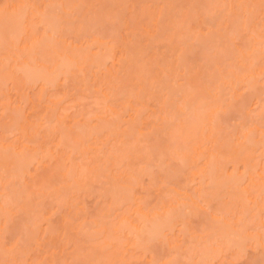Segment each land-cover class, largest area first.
I'll return each mask as SVG.
<instances>
[{"label": "rangeland", "instance_id": "374dc122", "mask_svg": "<svg viewBox=\"0 0 264 264\" xmlns=\"http://www.w3.org/2000/svg\"><path fill=\"white\" fill-rule=\"evenodd\" d=\"M6 1L9 2L10 0H0V5L1 4L4 5V3L5 4L8 3ZM14 1L15 0H12L11 2H14ZM29 1L31 4H33V3L35 4L34 0L32 1L33 3L31 2V0H29ZM48 1H50V0H48ZM55 1L58 4L60 0H52L53 3H55ZM62 1H64L62 3L63 6H64V3H66V5H68V3L69 4L71 3L70 7L69 6L67 7L66 5H65L66 7H62L61 5L58 4L59 6L62 7V9L61 8H58V9L65 10L67 13H69V14L66 13V15L67 16L69 15L68 17H71L70 21H69V18H66V22L62 21V20H65V19H63V17H65V15H64L65 13L63 14L64 11H60L58 9L56 10V12L59 15L60 14L64 15V16L60 15V17H61L60 19H62L61 23L62 22L67 23L66 25H64L62 23L64 27L60 23L61 26L63 27V30L60 29L58 31L61 36H63V33H60V31H63L65 38L59 36L58 34H56V36H55V34H54L55 31H53L54 30L53 27H50V26L44 27L45 24L43 25L41 22L40 25H42L44 27L42 29L48 30V28H50L49 30L51 32L48 31L47 35L51 34L50 37H48V38H50L49 41H51L50 42L51 44L44 41L43 43H45V45H43V43L40 41L41 42V43H39L40 46L37 45V48L38 47L39 48L38 49L36 48L35 51L37 53H39V50L41 52L46 51V52L42 53L43 55L46 54L45 57H47V55H48L47 52L49 53L50 51H55V53L57 54V51L59 52V49H61V48H59L58 50H54V49H56V47L52 48V46H53L52 42H54L52 40V38L54 39V36H55L57 41L54 44L56 45L58 43L57 46H59V47L64 45L62 48L67 46V45L65 46V44H67V42H68V44H70L71 42L73 43L75 40L73 45L74 46L78 45V46H76L78 48L77 49L72 48L73 50L72 49L71 50H72V52L77 50L75 52L78 53L79 46L84 47L86 45V44L83 45L84 43H87V44H88V42L91 43L93 38H91V39H89V38L92 35H94L93 36L95 38L94 40H98L97 41L98 43L100 42V44H101V40H102V43H104V42L108 43V45L106 44V46H110L109 48L111 49V51H113L112 49H116L117 52L114 50L115 51V53H114L115 59L114 60L116 61L118 58H120L121 61L119 59V61H117V62L121 63L120 64L121 67L117 64L116 65L119 67H117L115 64L112 65L113 62H115V61H113L112 64L109 61L107 63L104 62L106 65L104 64L103 65L104 67L102 69L98 64L103 63L102 62L103 59L100 60V59L95 58L96 56L98 58H102V56L99 57L98 55L92 54L93 53L92 51H94L96 47L93 49L92 48L89 49V47H87L88 48L87 50H92L91 55L95 58L94 60H91V61L98 62L97 66H99V68L94 66L96 64L95 62L94 63L90 62L89 64L87 63L88 61L85 62L86 64H88L89 67H87L86 64H83V65L80 64V62L82 60L81 56L84 55V53H85L84 52L82 54L81 51H87L86 48H85V50H80L81 56L78 53V55L80 56V59H78L79 58L78 55H75L78 58L75 57L76 59L74 60V54H76V53L70 52L73 54L72 57H73V60L75 62H77L76 60H78V61L80 60L79 63L77 62L78 64L74 63L75 67H78L79 65H81L82 68L83 69L85 68V69L82 70L81 66H79L80 67L79 72H81V71H84V72L81 74H78L79 72L76 73L77 76L74 75V77H75L74 78V77H72V75H73L72 71L74 69L71 71V68H74V67H71L70 68L71 74L69 75L67 73V75L64 76V77H66V79H64V77L62 75H61L62 77L60 76V74H62V73H60L58 75L54 74L52 76H55V75H57V77L59 76V80H56L57 78L54 77L56 80V81L54 80V83H56V84L50 85V87H49L46 84V82L48 80H46V82H44L43 80H39V82L35 81L37 84H34L35 82L32 80L29 81L32 83H29V82L24 83V80L27 81L29 79H28V77L27 78L23 77L24 75L23 74L21 75V73H19L20 75L18 74L19 69H17L15 66H13L14 62H13V65L11 63L12 66L9 69L13 73H14V71H16L14 73L15 74L14 77H18V78L17 79L11 78L12 73L10 74L11 76L9 77V75H8L9 70H8V67H6V65L9 64L13 60H11V61H9V63H7L6 60H8V59L1 58L0 61H2V59H3L7 63V64L5 63L6 65H4L7 69L5 68L6 70L3 71L4 66L1 62L2 65L0 64V68H1V66L3 68L0 69V149L2 150L1 147L3 145L5 147L12 145L11 147L16 146L14 148H17V146L18 147H19V145L21 146V143L28 148L30 147L29 149H32L33 147H34V149H36V147L40 148V146L43 147L46 144L45 147L50 146L49 147L50 153H52L53 155H54V153H56V155L53 156L50 154V156H53L52 160L50 158L48 159L45 157L46 160L45 161L43 160L44 162L42 165H39L42 163V161L40 163L39 162L40 158L38 159V157H37V159H38L37 161L39 162V164H38L39 167H38V166H36L37 161H35L36 160L35 156L40 155L41 158H43L42 155L44 153H46V150H48V148L46 149L44 147L45 151L43 154H39V153H42V151H43L42 147H41L42 149H40L41 152H37L38 149H37V151L33 150V149L31 151L28 150L30 152V154L27 151L26 153L24 152V154H22L21 157L23 156V158H26L29 155L28 157L30 159L31 155L33 156V154H35V153H37V154H35V156H33L31 158V160L28 161V162H31V164H32L33 158H35L34 161L36 163H33L32 165H27V166H30L29 169H27L26 165H24L25 162L27 161V159L25 162L23 161L25 159L21 160V162H22V164H21V162L19 161L20 159L17 160L18 157L20 158V155L16 156V154L13 152L11 154H15L14 156H16V160H15V157H14V159L12 157V159L17 162L18 167L16 168L15 166H13L14 168L11 167L12 168V170H11V168H10V166H11L10 162L11 161L9 159V162L7 161L8 164H6V162H5V164L7 166H9L7 168L8 169L10 168L9 171L7 168L6 169L4 168V166L0 160V164H2L0 166V171L2 170L1 169L2 167L4 170V171H2V172H4L3 174H2V172H0V197H1L0 198V206L4 205V207H6V202L8 204V201H9L8 199H6V202H5V199L2 200L3 196L5 197V195H7L8 197H6V198H10L12 200L11 195L7 194L9 191L7 185L10 184V182L12 183V185H14L15 189L12 188L14 190L13 191L11 190L9 193L13 194L14 191H16V192L20 191L18 193L19 198H18V195H15L16 192L13 194L14 200L10 201L11 203L13 202L12 203L13 206H11L10 204H8L9 207L7 206L8 209H6V210H9L8 212L10 215H8V213H6L4 211V209H2L4 207L0 208L1 213H2V211H1V209H2L4 211L3 213L5 215L7 214L6 217L2 216L3 213L0 214V216H1L0 217V264H85V263L86 264H201V263L204 264V262L201 261V259H200L201 257H204L202 255H205V260L210 259L213 256L212 260H214V261L211 262L212 264H247L248 261L249 262L251 261V263L257 262L256 258H258V256H256V255L258 252H256V255H255V252H254V254L251 253L252 251L250 252V249H252V248L250 247V245L248 243L247 244L245 243L244 245H246L245 246L246 248L248 245L249 250H245L244 249L245 247H244L243 248L244 251L241 248L243 251L242 252L241 250L240 251L236 250L237 248L235 249V247H234V248H232L233 252L230 251L231 250L230 248H227L230 250H228L226 252L225 247H227V245L224 244L225 242L224 241H222V242L218 241V244L216 246H218L220 244L223 246L225 245L224 253H223V250H221V249H223L221 247V245H220V247H218V249H220V252H219L217 250V247L214 246V244L217 243L216 241L218 240V238L220 236L218 234V236H216L218 238H215L214 236L216 233L213 234V232H216V230L218 232V229L221 228L222 225L220 226L221 221L216 223V221H217V219H216L215 223L218 224V227L216 226V230L213 231L215 228H212L211 224L213 227L216 224L212 222L213 220L211 219V216H216V218H218V220H219L220 215H218V213L221 212L222 216H223V217L221 216V218L223 220L222 223H223L225 220V219H223L224 216L226 218V216L228 215V218H230L231 221L230 222L228 220L227 221L232 225L231 227L232 228L234 227L236 230H239V229H237V227L239 228V224H237L238 219H239L241 221V223H243V224H240V226L242 225L240 228L241 229L243 228L241 230V232L244 230V227H245V229H246L245 232L247 231V233L253 234L254 229H252V227H249L245 224L247 222L252 224V221H250V220H253L251 215L256 217V215H254L255 212L256 213L259 212V211H256L257 208L258 207L260 208V206L263 208V206H264V192H263L264 190L262 189L263 185H264V153L262 151L264 149V147H263L264 142L262 143L263 146L261 145L263 147V149H262V147H258V144H260V143H257V141H256L257 140L256 138L258 137V135H257L258 133L255 132V133H257L256 134L257 137H253L255 135V133L252 132L254 130L253 128L257 124H258L257 125L258 127L262 126L259 129L264 130V74H263L264 72H261V70H260V69H262V70L264 69V45H263L264 44V0H253L252 2L248 1V0H88L87 2L85 0H84L85 2H83L82 0H78V1L73 0L71 2H68V0H62ZM37 2H40V1H37ZM72 2H74V3H72ZM76 2H78L79 4H77ZM241 2H243V4H241ZM41 3H42V1L39 4H41ZM43 3H44V1H43ZM43 3L39 7L40 9H42L41 6L43 5ZM45 3H48V2L45 1ZM75 4H77V5H75ZM80 4H81V6H80ZM239 4L243 7H239ZM55 5H56V3L53 6L54 9H55ZM247 5H248V7H247ZM77 6H79L80 9L81 8L83 9V10H81L82 12H80V15H82V16H77L79 14V12L78 13L73 12L74 13V14L72 13L73 16H70V13L72 11H69V10L71 9V7L74 8V10H75L77 8ZM249 6H251V7L249 8ZM35 7H37V6H35ZM230 7H231V9H230L231 11L228 9ZM53 8H47V10L50 9L51 13L52 12L55 13V11H52V10H54ZM208 8L212 9L216 13V15H218L219 18L217 19V21H216V19H214V17L211 18L213 11L211 13L209 12V14H208V11L206 10ZM244 8H246L245 13L242 10ZM67 9H68V11H67ZM71 10H73V9H71ZM90 10H92V11H90ZM162 10L164 11V14H163ZM59 11L61 13H59ZM88 13H90V15ZM96 13H98V14H96ZM165 13H166V15H165ZM215 13H213V15ZM83 14H84L85 18H83ZM94 14H95V16H94ZM52 15L55 16L54 20H59V19H56L57 15H55V14H52ZM30 17L31 16H29V18H27V17L25 18V20L27 19V21H29L28 22V25H29L28 28H31L30 26L32 25V29H30V30H34L37 33H35L34 31L33 32L31 31V32L33 34L40 35L39 33H41V32L38 33V30L41 31L42 29H39L40 28V25H38L39 22L37 23V21L34 20L35 18H33V20H32ZM158 17H159V19H158ZM160 17H162V18H160ZM163 17L166 20L168 17L169 22L167 21L168 22L167 23L166 21H163L164 20ZM57 18H59V17H57ZM83 19H84V22H82ZM95 19L96 20L98 19L97 20L98 22H96ZM209 19H213V21H210ZM36 20H38V19L36 18ZM71 20H73V21H71ZM154 20H156V21H154ZM31 21H32V23H30ZM33 21H35V23ZM67 21H69V22H67ZM79 21H81V22H79ZM102 21H104V22H102ZM162 21H163V24H162ZM57 23H59V22H57ZM101 23H104V24H101ZM166 23L168 25L166 26L165 30H163L164 28L161 29L162 26L165 27ZM54 24H55V26L53 24H51V26L53 25L54 28L57 26L59 27V25H56L55 22H54ZM20 25H18V26H20ZM36 25H38L39 27L37 26L38 27L37 28ZM159 25H161V27H159ZM70 26H72V27H70ZM34 27L37 29H35ZM167 27H168V30H166ZM51 29H53V30H51ZM144 30H145V33L148 30V32H150V33L147 32V34L151 35V37H152V35L156 34V35H154L155 38L150 37L152 39V41H151V39L149 40V38L147 37L148 35L145 37V35L143 33ZM161 30L163 33H160L161 35H159V32ZM81 31H83V32H81ZM17 32L19 35L20 32L19 31H17ZM58 32H56V33H58ZM84 32H85V34L83 35ZM217 32L219 33V35H217V36H219L218 39H217L216 34H215ZM23 34H25L24 30L21 32V35L19 37H17L18 40H19V38H20V41L25 39ZM66 34H67V38L65 36ZM52 35H54V36H52ZM234 35L236 37H234ZM262 35H263V37H260ZM117 36H119V37H117ZM220 37H222V38L220 39ZM232 37H234V38H232ZM21 38H23V39H21ZM46 38L47 37H45L42 40H45ZM76 38H78V39L76 40ZM166 38H168L170 41ZM58 39H60L61 41H62V39H65V40H63L64 43L60 44V42H58ZM83 39H84V41H82ZM87 39H89L90 41L89 40L87 41ZM254 39H256L257 41ZM131 40L133 41V43H131L132 42ZM253 40H254V42H253ZM0 41L2 44L3 40H1V38H0ZM69 41H71V42H69ZM141 41H143V42H141ZM3 42H5V41H3ZM97 42H95V43H97ZM112 42L116 43L117 46L114 45ZM168 42H171V43H168ZM256 42L260 43L259 46H258V44H256ZM110 43L112 45H114V48H111L112 45H110ZM138 43H139V47H137ZM150 43H152V44H150ZM94 44H91V45L94 46ZM100 44H97V45L100 46L99 48H102ZM4 45L5 44H3V46ZM41 45H43V47H41ZM46 45H47V50L44 49L42 51L41 49L45 48ZM48 45H51V47H48ZM6 46H8V48H9V45H6ZM69 46L72 47V45H69ZM102 46L105 47V45H103V44H102ZM120 46H122V47H120ZM133 46L135 48L132 49ZM83 47H82V49H83ZM129 47L132 50L135 49L134 50L135 52L138 50L137 53H139L138 55H140V56L135 57L136 59L135 58L133 59L132 57L135 56L137 53L136 54L130 53V56H129V53H126V54H128L127 55L128 58H126L125 61L129 60L130 65H131V67H130V65H128L129 67L127 69L126 65H125L126 67L122 66V65L126 64L125 61H122V60H124V58H125L124 56L126 55V54L124 55V52L130 51ZM141 47H143L141 50L145 49V50H143L144 53L140 50ZM4 48L6 49L4 51L7 52L8 48L5 46H4ZM49 48H51L53 50L49 51L48 50ZM99 48H98V50L103 51L102 49H99ZM255 48L258 50L256 51ZM69 49L67 47L68 52L71 51ZM106 49H108V47ZM170 49H171V52H173L175 50L174 53L179 54L181 56L176 55V57H173L175 55H173V53H170ZM0 50L3 51L2 46H1ZM62 50L63 49H61V51ZM98 50L96 49L94 53H97ZM139 50L141 51V53L139 52ZM178 50L179 51L182 50V51L179 52ZM2 51H0V54L4 52V51L3 52ZM35 51L33 52V54H34L33 56H35V58L41 57L40 60L39 59L38 60L44 66L49 67V66H51L52 60H53V62L55 61L53 59V56L55 57V53H52V52L49 53V55L50 54L52 55L51 61L49 64L50 59H48V57L47 58L43 57L45 59H48V63H47V61H44V59L42 58V54L39 53V54L35 55ZM104 51L106 52L107 50H104ZM231 51H232V54H231L232 56L229 54L230 56L227 57L228 53H231ZM225 52H228V53L226 54ZM241 52H242V55H240L238 57V55L241 54ZM9 53L10 52H8V53L4 52V54H9ZM120 53H122L123 55L121 54V56H120ZM182 53H183V55H182ZM248 53H250V54H248ZM252 53L254 54L253 59L251 58ZM98 54L100 55V53H98ZM107 54H109V53H107ZM116 54H117V57H116ZM131 55H133V56H131ZM234 55L236 57L235 60H234ZM4 56H6V55H4ZM4 56L0 55V57H4ZM87 56H90V55H87ZM87 56L84 55V57H87ZM107 56H109V55H107ZM107 56L105 57V60H109V58H107ZM111 56H112V54H111ZM114 56H112V57H114ZM249 56L251 59H249ZM141 57H143V58H141ZM180 57H182L184 59H182ZM230 57H233V58H230ZM245 57L246 58L248 57L246 59V61H245ZM176 58H177V61H175ZM241 58H243L244 60H242ZM137 59H138V61H136ZM73 60H72V62H74ZM98 60H100L101 62ZM249 60H253V61H249ZM129 61H128V63H129ZM149 61L150 62L152 61L153 64L150 63ZM162 61H164V63ZM166 61H168L170 63L169 64L170 66L168 65V62H167L168 66H166ZM235 61H237V62H235ZM248 61L251 63H247ZM123 62H124V64H123ZM154 62L157 64H155ZM216 62H217V64H216ZM239 62H240V64L242 63L241 64L242 68L245 67L246 70L247 69L252 70L255 68L256 69L255 72L257 71L256 73L262 74V77H260V79H258L259 77L256 79V81L260 80V81H257L259 84L257 86H259L260 88L257 87L256 85H254V84H257V83H255L256 82L255 79H254L255 82L253 81L254 83L251 81L253 78L250 80L253 83V85H251L252 83L247 84V86H250L249 89H253L254 87H256L252 91H249V89L247 90L246 89L247 87L245 88V85H243V88H245V89H243L241 86L242 83L235 82V80H232L234 78L231 79V77H232L231 74L233 73V71L236 70L238 68V66L240 67L237 69L238 73H239V70L241 69V66L239 64H237ZM45 63H47V64H45ZM149 63L152 65H150ZM208 63H210V64H208ZM248 64H249V66H248ZM139 65H140V67H139ZM244 65H246V66H244ZM250 65H252V66H250ZM113 66H115V67H113ZM136 66L138 67V71L139 70H140V72L143 71V73H139V75H141L142 78H144V76H145V78L148 77L151 72L153 73L156 69V66H157V68L158 67L161 68V66H162L163 69H164V67H171L172 71H171V68L168 69L170 71V73L166 72L164 69V71L167 73V74L165 73L164 76L167 75V78L169 79V77L171 75L172 77H170V78H172V79L175 78V82L177 81L176 86H175V83L172 84L174 86L169 85L170 87L174 88V90H175L174 91L171 88L172 89L171 98L169 99V95H170L169 91L171 90V89H169L170 87L169 88L167 87L166 91H165V87H164L163 91L159 90V89H162L160 87L167 86V85L160 84L161 80L159 81V83L157 82L158 84L153 83V82L157 81V80L154 81V78L151 79V81H149V78L153 77V75L156 76L155 75L156 73H160V72H156V71H158L157 69L155 71L156 73L155 72L153 74L151 73L152 75L149 76L148 78H146L147 79V82H146L145 78H144V81H143V79H141V77L138 78L139 77V75L137 74L138 71L134 72V70H137ZM141 66L143 67V69H145V67L147 66L146 69L150 68L151 72L148 73L149 71L147 72V71L142 70ZM236 66H237V68H236ZM215 67H217V68H215ZM233 67H235V69ZM89 68H91V69L89 70ZM213 68H215V69H213ZM97 69H99V70H97ZM161 69L159 71L163 70V69L162 70ZM232 69H234V70H232ZM76 70H78V69H76ZM76 70L74 72H76ZM96 70H97V72H96ZM129 70L131 71L132 74L127 73V72H129ZM215 70H217V71H215ZM229 70H230V73L232 72L231 74L230 73L227 74L228 77H230V79L232 80L231 81L232 84H229V85L233 86V87H227V88H230V89L233 88L231 90L234 91L235 88L236 89L238 88L237 87L238 84H240L239 86H241L240 88L242 90L240 89L241 90L240 92L235 90V93L239 92V94L237 93L238 95L232 94V91L230 93V91H228L230 89H227L225 87L227 85L224 86L222 84L223 87L220 85L221 80H224V79L221 76L222 74L220 76H218V74H220L219 71H221V73H223L225 75V73H227ZM243 70H244V68H243ZM258 70L261 73H259ZM144 72L148 76L144 75ZM105 73H106V75H105ZM133 73L137 74L138 76H136ZM168 73L170 74L169 76H168ZM172 73L174 75H172ZM63 74L65 75V73H63ZM90 74L92 76H90ZM16 75H18V76H16ZM160 75L162 76V74H159V76ZM216 75L218 76V78L222 77L221 80H220V78L219 79L217 78L216 81L219 82V80H220L218 86H221V88H220V90H217V92L223 90L222 92H218V93H221L223 97L221 95L218 96V93L215 95L214 93H216V91H213V89L219 88V87L217 88V85H216L218 83L215 82V80H214V77H217ZM81 76H83V77H81ZM130 76H132V77H130ZM134 76L136 78H138V80L139 79H140V81L142 80V82L137 81V79ZM226 76H224V78H225V80L228 81V77H226ZM256 76H257V74L254 73L253 77L255 78ZM167 78L165 77V79H166L165 82H167V83L173 82V81H171V79L168 80ZM49 79L51 81V80H53V77H50ZM132 79H136V80H132ZM230 79H229V81H230ZM162 80H164V78ZM50 81H48V84L51 83ZM81 81H84V82H81ZM233 81L235 82V85H234ZM145 82H146V84H145V86H143V84H141V83H145ZM149 82H152L151 84H154V86L152 85L154 89L152 87H149V85H147V83H149ZM132 83H134V84L138 83V85H139V87H141L140 89L142 91L141 90L138 91L137 88H134V87H137L138 85L134 86ZM161 83H162V81H161ZM167 83H165V84H167ZM236 83H238V84L236 85ZM97 84H98V88L93 87ZM155 85H159V86H157L159 89H157V87H155ZM213 86H214V88H213ZM143 87H145V89L147 88L145 90L146 92H144V93H142L143 89H144ZM203 87L207 88V91L203 90ZM149 88H150L151 92H150V90H148ZM191 88H192V91H191ZM97 89H102V90L96 91ZM193 89L195 91H193ZM226 89H227V91H225ZM147 90H148V92H150V94H152L153 92H154V94L150 95L147 92ZM99 91H102L103 92L102 94H104V92H105L106 96L104 97V99L108 100L107 98L111 97L110 102H107V105H106L105 100L102 99L103 97L101 98V93ZM155 91H158V93H156ZM199 91L200 92L204 91V93H206V92L211 93V95H209L207 93L206 94L209 95V98L214 99L213 102L216 100L215 104H217L221 100L218 103L219 105H217L218 107L213 106L212 104H214V103H212V101L209 99H208V101L209 102L211 101V104L207 101V99H206L207 104L204 100L201 101L199 99V101L201 103L200 105H202V106H200L199 102H197L198 101L197 98L198 97L203 98V97L202 96L200 97L199 96L200 94L198 95ZM137 92L138 93L140 92L139 98L136 96ZM167 92L169 93V95ZM172 92H174V93L172 94ZM185 92L186 93L188 92L189 94L186 95ZM194 92L197 94L196 95L197 100L194 99L195 95H192V94H194ZM145 94H146V96H144ZM108 95H110V96H108ZM157 95H158V98H156ZM161 95L163 98H161ZM182 95L187 96V97L188 96L190 97V95H192L191 98L193 97V100H195V101H193L194 103L190 99V103H189L190 105H188V101H189L188 100L187 106H185V107H187L186 109H188V107L193 106V110L198 108L199 113L197 112V110L194 112L197 115L201 114V112H202V115H199L202 117V119L205 116L204 114H206L205 112L207 111V109L218 108L219 110H223V111H219L216 115V117L217 116L219 117V118H215V120H216V122H218L219 126L217 125L215 127V125H213L214 126L213 130L215 129V131H216V129H217V131L212 132L213 136H211L210 140H208L209 132H207V131H202L204 133L198 132V134L200 133L199 134L201 136L200 138L197 137V135H196L197 133L194 134L195 128L200 127V124H202V121H201L202 119L200 120V118L198 116L196 118H193L196 114H192L193 110H189L190 108L188 109V111L185 108L181 109L183 111L185 110L184 113L181 110H177V114H171V116L169 115L171 112L175 113L174 109L176 110L180 106L184 107L185 104L183 103V101L184 102L186 101V99H185L186 97L184 98ZM202 95H203V93H202ZM231 95H233V96L237 95V96H235V98H234ZM132 96H133V98H132ZM142 96H144V98ZM215 96L218 97L217 98L218 100L215 98ZM204 97H205V94H204ZM219 98H220V100H219ZM134 99H136V101ZM139 99H141V101H139ZM167 100H168V102H167ZM177 100H179V102ZM164 101L166 102V104L164 103ZM51 102H54V103L56 102L55 106L58 105L56 107L57 109H55L56 111L52 110V112H49V111H47L49 109L46 110L48 105H49V108H50V106H51V108L54 107V106H52L54 103L51 104ZM124 102H127L128 105H131L132 102L133 103H132V106L130 108H128V106L125 107L128 110V112L126 111V109L122 110V111H121V109H119L120 110V111H118L119 115H118V117L115 118L116 120H114L113 118L115 116H113L111 113L110 114L108 113V111H109L108 107L109 108L111 107L112 109L113 108L115 109L116 107L118 108L119 105H122V107H123V105L125 106ZM129 102H130V104H129ZM134 102H135V104H134ZM173 102H174V104H172ZM191 102L193 104H191ZM202 102L205 104H202ZM161 103L164 107L161 105ZM180 103H182L183 105ZM196 103H198L197 104L198 107H196L197 106ZM176 104H177V107H176ZM140 105H141V107H140ZM171 105L174 107H172ZM178 105H180V106H178ZM205 105H207L208 107H205ZM209 105H211L212 107H209ZM106 106H108V107H106ZM133 107L135 110L133 109ZM228 107H229V109H228ZM163 108H165V111L163 110ZM201 108H203V109H201ZM200 109L203 111L200 112ZM106 110H108V111L106 112ZM115 110H117V109H115ZM240 110H241V113H243V115L241 113L238 114L240 112ZM178 111H181L182 113L180 112V115H179ZM227 111H229V112H227ZM162 112H167L166 113V114H168V115H166L167 119H169L171 117L169 119V121L168 120L167 121L168 122L171 121L172 124L169 123L170 124L169 128L166 130H164V127H165L167 121H165V119H163L164 114H162ZM185 113H189V114H186L187 118L184 115ZM219 113H221L220 116L218 115ZM51 115H53L52 120L50 119ZM56 115H58V117H56ZM106 115H107V117H106ZM173 115H174V117H176V119L173 118ZM175 115H178V116H175ZM101 117H103L102 119H106L108 121V123H107V121L104 122L101 119ZM159 117L160 118L162 117L163 120L161 119V121H164L165 123L161 124V121L159 122L160 119H158ZM177 117H179V118L181 117V119L178 120ZM241 117L242 118L244 117V118L241 120L240 119ZM99 118L101 120H98ZM197 118H198V120H197ZM57 119H59V121ZM184 119H188V122H189V119H190V122H191V119H193L194 121L195 120L198 121V122L196 121L198 125L196 124V126H193L194 129L192 128L193 129L192 132L189 129H188V131L184 130V129H186L185 125L183 124V122H181V121H184ZM217 119L219 121H217ZM245 119H247V120H245ZM15 121L19 122L22 125V126H19V123H18V126H17V128L19 127V129L22 130L21 133H20V131H16V130H18L17 128H14L15 126H13V125L16 124ZM101 121H103V122H101ZM109 121L112 123L114 122L113 124H115V125L112 126L113 124L110 123ZM194 121H192V122H194ZM199 121H200V123H199ZM176 123H178V124H176ZM180 123H182L183 125H181ZM184 123H186V122H184ZM107 124H110V125L108 126ZM179 124L182 127H184L181 130L184 131L185 136L187 135L186 133H188V132L193 133V134L189 133L188 137H185V138L189 141V143H190V141L192 142L189 146H191L192 144H195L194 146L196 148H198V150H197V153H193L188 146L189 143L186 140L184 142L187 143V146L185 143H184L185 146H184V144H181L182 146L190 149V150H188V149L185 150V148H182L183 151H186V152L191 151L190 155L188 153V156H187L188 159L190 158V160L188 162H186L187 166L184 167V164H185L184 161L186 159H184L183 155H181L183 153V151H181V149H179L180 152H182V153H180L176 147L174 148L173 146H175L176 142L173 141L174 138L170 139V140H172L171 143L174 142L173 146H171V147H173L175 149V152L178 151L180 153L179 156L177 154V156L179 157L178 158L179 161L181 159H183L182 163L179 162V164H181V166L182 165L183 166L179 167V168L182 169L184 167L183 168L184 170L181 171L178 168L177 170H179L180 172L175 169L177 171L176 172V171H172L178 165V159H177L175 152H173V153L176 156V158H175V156L173 158V155L170 153L171 148H167V146L161 145V147H162L161 150L163 148L166 150L168 149V151H164V152L165 153L169 152L172 155V157L171 156L169 157V154L166 153V154H168V156L167 155L165 156L164 152H162L163 156L166 157V159H164L162 154H160L162 156L161 157L158 155V152L156 153L157 149H160V148H155V147L153 148L151 146L157 145V142H158V145H159V143L165 144L166 142L164 140H166L167 144L170 145L169 144L170 140H168V139L173 137V136L171 137L172 134H174V136L176 137L175 140L178 138L177 131H174L173 129H175L176 126H179ZM194 124H195V122H194ZM23 125H25L26 128H28L30 132L27 129L26 130L28 131V133H26V131L23 132V129H22V128H24ZM252 125H253V127H252ZM110 126L113 127V128L112 127L111 128H112V130L114 129V131H112L111 129L108 130V127L110 128ZM170 126L174 127V128H172L173 131L170 129L171 128ZM188 126H191V124H189ZM257 126L255 127V129H258ZM100 127H103V130H101L102 128H100ZM104 127L107 128L108 131L105 130ZM186 127H187V124H186ZM67 128L70 129L71 132L74 131L73 132L74 134H80L82 137H84L83 139H85V140L83 142L82 141L77 142V140H79V138H78V135H75L74 138H78V139H76L77 143L74 140L70 141L71 139L68 138V136H70V135L64 136L65 133L66 134L71 133V132H69V130L67 131L69 133L66 132ZM221 128H222V130H221ZM251 129H253V130H251ZM181 130H179V133ZM249 130H251L252 133L249 132ZM62 131H64V135L60 134V132H62ZM110 131H112L114 133H112ZM185 131H186V133H185ZM198 131H200V130H198ZM232 132H234V133H232ZM29 133L31 134V136L28 135ZM213 133L214 134L216 133L215 136ZM241 133L243 135L249 134L247 136V139H245V140H247L246 142H244V139H242L243 135ZM154 135H156V136H154ZM189 135L191 137H189ZM251 135H253V136H251ZM65 137H67L68 140L67 139L64 140ZM71 137H73V136H71ZM154 137H156V138H154ZM250 137H253V138L250 139ZM62 138H64V139H62ZM157 138L160 140H156ZM180 138L181 137H179V139ZM185 138H181V139H185ZM248 138L250 139V141ZM231 139H233V140H231ZM237 139L238 140L241 139L242 141H238ZM153 140L157 141V142L155 143ZM57 141L62 142V144L64 145V147L62 146L63 149L61 146L60 147H57V146L53 147V145H55V144L58 145L60 143ZM152 141L154 143H152ZM251 141L252 142L255 141L254 146H256V143H257V147H256L257 150L252 149V147L250 145H245V143H246V144H251L253 146V143ZM68 142H69V145H67ZM71 142H72V145L74 146L73 148H72V145L70 144ZM177 142H179V141H177ZM237 142L238 143L241 142V143H239V144H241V145H239L241 147H239L238 149L240 151L241 150L245 151V152H243L245 154H243L242 151L240 152V153H242V154H240L241 155L240 157L244 156L243 158L245 159L246 154H249L248 151L251 149V152H250L251 155L249 154L250 155L249 164L251 166H253L254 172H251V171H253V170H251V168L249 169L251 171L247 170L248 168H246L245 162H248V161H243V163H241V160H239V163L237 162L238 164H235L234 160H236V159H234L233 164H235V165H233L231 160H230L231 162L228 163V160H226V158L224 157L225 153L230 152V151H227V150H230L228 148H230V147L233 148L234 146H238V144H236ZM243 142H244V145L242 144ZM49 143H51V144H49ZM73 143H75V144L80 143V144H78L79 146H77V145H74ZM81 143H83L82 145H84V148L87 149L86 152H85V149L79 148V147H81ZM178 145H176V146L178 147ZM69 146H71V147H69ZM75 146H77L78 148L76 149ZM163 146H165V147H163ZM246 146H248V147H246ZM249 146H250V149H249ZM11 147H8V149L10 150ZM245 147H246V149L244 150L243 148H245ZM51 148L54 151L51 150ZM178 148H180V145ZM3 149H5V148H3ZM8 149H5V150L7 151ZM154 149H156V150L153 151ZM77 150H81V152L84 151V152H82V154H84V155L80 154V152ZM161 150L159 152H161ZM220 151L225 152V153H222L223 158L221 157L218 160V161L222 160L221 162H218L215 159L218 162V165H219V163H221L220 167L218 165L215 166V164L212 163V160H211V163L209 165L212 170L215 167H216L215 169H217L219 167L217 169V171L215 170L216 174L213 175L214 170L211 172L209 171L210 167L207 169L208 172L211 173V176H217V178L214 177L215 181L211 177H209V178H211L214 181L213 183L215 185H216V183H218L217 185L219 188H220L221 184L223 183V182H221L222 180L228 182L227 183L228 185H226V183H225L224 186H221L223 188V187H228L232 183L231 181H229L230 179L233 180V178L240 177V175H242V174H243V176H245L247 174L246 173L244 175L245 169L247 170L248 174L251 173V174H249V176L251 175V176H253V178L255 176L254 173L255 174L258 173V174H256V181H255L256 182L255 185H258V186L253 188L252 186H255L253 184L252 186H250L251 188H253L252 192L250 190L249 191L251 192L250 195L252 197L254 196L253 197L254 200L251 199V201L252 202L255 201V203L257 202L256 205L260 204V206H258L256 208L255 207L256 205L254 203H250V205H249L248 204L250 202L249 201L247 203V205H248L249 209H251V210H248V207H245L246 210L244 209V211H243L244 207L243 206L241 207L240 203L242 202L243 204H245V202L247 200L246 199L244 202V199H242V198H244V194L242 195L243 197L241 196V194L243 193L242 189L244 188V186L245 185L247 186L246 183H248V181H247L248 179L246 180V178H248L249 176L248 177L245 176L246 178L244 180H246L247 182L239 179V180H241V182H243L242 183L243 185L241 184L242 187H240L241 185H237V186L235 185L236 187H240V190H239V188H235V189H238L237 191H235V193H232V191L234 192V190H235V189L232 190V188H229V189L220 188V190H222V192H220L219 188L217 190V187H215L214 184L211 187L209 186L210 188L206 187L207 190H204V188H205L203 186L204 184L203 185L201 184L202 186L199 185V182L197 184V177H196V179L194 178L193 182H191L189 180V179H191L190 176H191L192 172L199 171V170H202L205 168V164H207L206 163V160H207L206 155L209 152L210 153H213V152L214 153H217V152L220 153ZM254 151H256V152L254 153ZM8 152H12V151H8ZM31 152H34V153L31 154ZM4 153H5L4 151H1L0 156L3 155V157L5 158L6 155ZM27 153H28V155H27ZM156 154L158 156H156ZM185 154L187 155V153H185ZM47 155H48V153H47ZM180 155H181V159H180ZM249 155H248V157H249ZM54 157H57V159ZM240 157H239V159H240ZM7 158H10V157H7ZM168 158H170L171 162L170 161L168 162V160H169ZM246 158H247V156H246ZM0 159L4 160L2 157H0ZM223 159L225 160L226 164H224L225 162H223L224 161ZM248 159L249 158H247V160ZM49 160H51V161L49 162ZM15 161H14V163L16 164ZM160 161H162V163ZM19 162L22 166L24 165V167H26L27 172H25L24 167L21 168V172H23V173L25 172V174L23 176L24 179H21L22 176H20V175L18 177H15L16 179L14 177H12V178H14L13 180L11 177H8V179H7V175L11 176L9 174V172L11 173L13 171H16L18 168L20 170L19 166H21V165L19 164ZM46 162H48V163H46ZM165 164H168V165H165ZM170 164H172V165H170ZM249 164H247V165H249ZM6 165H5V167H6ZM165 166H167V167L170 166V167L167 169ZM171 168H172L171 173L169 171L168 173H170V174L168 175V173L166 172L165 169H167V171H168ZM207 170H206V172H207ZM6 171H8V174ZM78 171H79V173H78ZM80 172H82V174ZM208 172L205 175V180H206L207 175L209 176ZM15 173L17 175L19 174L18 171H16V172L12 173V175H15ZM62 173H63V176L67 174L66 179L64 177H61ZM75 173H78L79 178H77V177L76 178L79 179L78 182L80 183L81 186H79V185L78 186L80 188H78L74 182L73 183L75 186L73 185L70 187L69 185H72V184H68V183H71L68 181L69 179L71 181H74V179H75L74 175H76ZM71 174H73V175H71ZM69 175H70V177L71 176L72 177L70 178ZM257 175H260L259 176L260 178L263 177V178H261L262 180L259 177H257ZM218 176H221L222 180H218L219 179ZM242 177H240V178H242ZM9 178H11V179L9 180ZM17 178H18V180H17ZM19 178H20V180H19ZM80 178L81 179L83 178V179L81 180ZM205 180H204L205 183L210 182L209 184L211 185L212 180L211 181L209 179H207L209 181H205ZM81 181H83V182H81ZM114 181H119L118 183H121L122 187H121V184H118L117 182L115 185ZM111 182H113L112 183L113 185L110 184ZM236 182H238V181H236ZM82 183H84V184H82ZM117 184L120 186H118ZM260 185H262L261 186L262 188L259 187ZM112 186H114L115 188ZM125 186L127 188L122 190V188H124ZM199 187H204L201 189L204 192L199 194V197L202 198V201H204V202H201V199L196 196L199 193V192L197 193V191H199V190H197ZM232 187L234 188V186H232ZM250 187H248V188H250ZM118 188H120L122 191ZM116 189L120 190L119 193L121 192L120 193L121 195L118 194ZM170 189H175L178 192V197H179V199L177 198L178 201H183V200H181V198H184L186 200H184L183 203H185V201H187L186 204H188V200L190 197L191 201L194 202L191 204V206L193 204L196 205L195 201H197L198 205H199V207L197 205V209L199 210L201 207V210H200L201 212L200 211L197 212L196 211L197 209L194 208V209H196L195 211H196V213H198L197 214L198 216L196 214L191 215L192 212L187 213L189 211V210L188 211L186 210L188 208V206H187V208L183 207L184 209L186 208L185 209L186 211H184V213L188 214V215L184 216L183 211H181L183 204H181L182 206H180V204L177 205L176 203L174 204L172 201H170L171 199L174 200V202L176 200V197L175 198L171 197L173 195V193L172 194L170 193V191H169ZM261 189H262V192H259ZM215 190L219 191V193L218 192H216V193H217V195H220V196H218V197L215 196V194H214ZM167 191H169L168 196H169V194H171L169 197H167ZM210 191H212V192L208 193ZM238 191L241 193H237ZM123 192H125V193L122 194ZM203 193L208 194V195L214 194L215 197H213V198H218V199H214V200H216V202L218 204L221 203L222 206L225 203L226 206H223V207H226L225 210H228L229 212L228 211L227 212L229 214L227 212H225V210H223L224 208H222V207H220L221 209H219L220 210L219 211L218 206H220V204L218 205L216 202L214 203L213 198H211L212 200L210 199L211 201L208 202V204H207L205 202V200H206L205 197L207 195L202 197L201 194H203ZM174 195H176V194H174ZM250 195H247L246 197L248 198V196H249V198H250ZM212 196H209V197H212ZM198 198H199V201H198ZM203 198L205 200H203ZM160 200H162V202H160ZM163 200L165 201V203H163ZM207 200H209V199L207 198ZM19 201H20V203H19ZM167 202H168V204H169V202L170 203L172 202V204L175 205V206L173 205V207H175V208H177V206L178 207L180 206V208H178L180 210H177V211H180V212H177L178 215H176L177 213L175 214L176 210L174 208L175 211L174 210L172 211L171 218L176 219L175 217H177L179 215L180 216L183 215L180 218L177 217V219L180 220L179 223H181V219L183 218L182 219L183 223L180 225H176V226H174V228L172 227V228H170L171 230L167 231L168 230L167 228L170 225L168 223V221L171 222V226H172V224L174 225L175 223H178L177 220H175L176 222H173V220L171 218H170V220L168 219L166 224L168 223L169 225L167 224L168 226H166L165 230H164V226H163L164 232L161 231V228H160L161 226H159V228H157L158 231L156 230L157 233H155L157 235L160 234V236L163 235L161 233H164L165 237H163V238L157 237L156 238L155 236H152L154 234H151L150 236L155 237L156 240L154 241L155 238L152 239L153 241L151 243L146 241L145 244H147V243L150 244V245H148V246H150L149 248H148V246L146 248V245L144 246V244H142V246H144L146 251L144 250V248L142 249L143 252L140 250L136 251L137 249H135V248L133 249V247H131L132 242L129 241V240H132V239H129L131 237L125 239L122 236V235H124V233L126 231H123V234L122 233L120 234L121 229L120 230L118 229L119 231L116 230L117 224L119 223V221L123 217H129V216L133 217L132 214H133V211L135 210V208L139 207L142 210H144L145 212L153 213L157 209V206H161L162 205L161 203L167 204ZM189 203H190V200H189ZM158 204H161V205H158ZM21 206H22V208L24 206V208L22 209ZM191 208H193V206ZM193 210L191 209V211H193ZM215 211L217 212L216 214L213 213ZM209 214L211 215L210 217H209ZM224 214H226V215H224ZM258 214H259V216L258 215L257 216L259 217V219L260 218L262 219V217L264 218V211H262V213H258ZM217 215H218V217H217ZM7 217H9V218H7ZM209 218L211 219V221L209 220L211 222V224L208 223ZM242 219L243 220L247 219L246 220L247 222H244ZM259 219L257 220V218H254V221H253V222L256 221V223L258 221V223H257L258 225L255 223L256 226H254L255 228L258 226L259 228H257V229H261L263 227L262 225H264V224H261L259 222ZM157 220L158 219H156V221ZM263 220H261V221H263ZM160 221L161 220L159 219L158 222H160ZM234 221H236L237 223ZM232 222H234L238 226L235 227L234 223H232ZM249 223H247V224L249 225ZM95 224L96 225L98 224V225L95 227ZM208 224H209V226H208ZM250 226H252V225H250ZM92 227H94L95 229ZM99 228L103 229L102 233H98V231H96L97 229L99 230ZM247 228L251 229V230H249V231H251V233L248 231ZM262 229L264 230V228H262ZM210 231H211V233H210ZM256 232L259 234L258 231H256ZM261 232H263V231H261ZM261 232H260V234H261ZM243 233L244 232H242V234ZM257 233H256V235H257ZM99 234H100V236H99ZM125 234L127 235L128 233H125ZM211 234H213V236ZM245 234L246 233L243 234V237L246 236ZM128 236H130V235H128ZM128 236H126V237H128ZM211 239H213V240H211ZM210 241H215V243L210 242ZM128 242H130V244H128ZM205 242H207L209 245H210V243H211V245L213 243V245L209 246L208 244H205ZM243 243H244V241H243ZM105 244H106V246H104ZM244 245H241V246H244ZM213 246L216 249L215 251L210 250V249H214ZM204 247H205V249L208 248L209 255H212V256H210V258H209V255L207 256L205 254V252L203 254V251H205ZM210 247H212V248H210ZM3 248L5 249L4 251H3ZM102 248H104V249H102ZM238 248H240V247H238ZM6 250L7 251L9 250L10 253L6 252ZM155 250H156V253H155ZM252 250L254 251V249H252ZM4 252L6 253L5 255H7L8 257L10 256V257L7 258V256H6V258H5L4 254H3ZM144 252H146V253H144ZM190 252H191V254H190ZM201 252H202V254H201ZM210 252H212V253L210 254ZM218 253H220V255H218ZM215 254H216V256H215ZM252 254L256 258L253 257ZM199 255H200V257H199ZM214 256H215L216 260L214 259ZM197 257L199 258V260ZM251 258L253 259V261L251 260ZM259 260H260V258H258L257 264H260ZM191 261H193V262L191 263ZM207 262H208V264H211L209 260H207ZM205 264H206V262H205Z\"/></svg>", "mask_w": 264, "mask_h": 264}, {"label": "bare ground", "instance_id": "6f19581e", "mask_svg": "<svg viewBox=\"0 0 264 264\" xmlns=\"http://www.w3.org/2000/svg\"><path fill=\"white\" fill-rule=\"evenodd\" d=\"M11 1H12V0L9 1L10 3H9L8 1H6V2H8V3H6V4L4 3V5H2V4L0 5V38H1V40L5 41V42L7 43V44H6L5 42L2 41V44H1V41H0V49H1V46H2V47H3V51H4V50H6V49L4 48V46L8 48V46H6V45H9V48L7 49V52H6V51H4V52H5V53L10 52L9 54H4V52H3L2 50H0V51L3 52V53H1L0 55H3V56L6 55V56H4V57H0V60H1V58H4V59L6 58V59H8V60H6L7 63H9V61L13 60V61H11L9 64H7V63L5 62V60L2 59V61H0V64H1V62H2V64H3V66L7 64L6 67H8V70H9V73H8L9 77L12 75L13 77L11 76V78H15V79L18 78V77H14V76H15L14 73H15L16 71H14V73H13V72L9 69V68L13 65V62H14V65H13V66H15L17 69H19L18 74L21 73V75H22V74L24 75L23 77H25V78L28 77V79H29V80H27V81L24 80V83H25V82H29L30 80H32V81H34V82H35V81H38V82H39V80H43L44 82H46V80L50 81V79H49L50 77H53V80L50 81V82H51L50 84H48V81L46 82L47 86L50 87V85H55V84H56V83H54L55 78H57L56 80H59V76L57 77L58 74L62 73V74H60V76L62 75L63 77L66 76L67 73L70 75V74H71V73H70V68H71V67H74V68H71V71L74 69V70L72 71V72H73V73H72V74H73L72 77H74V75H76V73H78V72L80 71V67H79V66H81V65H79L78 67H75V65H74V63H77V62L79 63V61H80V60H79V61L76 60L77 62L74 61L76 58H78V57H76L75 55H78V53L80 54V50H85V48H86V50H87V49H88L87 47H89V49H91V48L93 49V48L96 47L95 50H96V49L98 50V48L100 47L99 45H97V44H100V42L98 43V42H97L98 40H94L95 38L93 37L94 35H92V34H91L92 36L89 38V39L93 38V40L91 41V43H90V42H88V44H87V43H84L83 45L86 44V45H85L86 47H85V46H84V47H83V46H79L78 53L75 52V51H77V50H75L74 52H72L73 49H75V48L77 49V48H78V47H76V46H78V45H76V44H75L76 46L73 45V43L75 42V40H74L73 43H72L71 41H69V42H71L70 44H68V42H67V44H65V46H66V45H67V46L64 47V48H62L64 45L59 47V46H57L58 43H57L56 45L54 44V43H56V41H57V39L55 38L56 34H58L59 36H61V35L59 34L58 31H59L60 29L63 30V27H64L63 24H64V25L67 24V23H65V22H66V18H69V21H70V18H71V17H68L69 15H68V16L66 15L67 12H66L65 10H61V9H62V7H66V6H67V7H68V6L70 7V6H71V3L69 4L68 2H71V1H73V0H70V1L68 0V2H67L68 5H66V3H64V6L62 5V3H63L64 1L60 0L58 4L61 5L62 7L59 6V5L57 4V2L55 1V3H56V5H55V9L53 8V6H54L55 3H53L52 0H50V1H48V0H37V1H40V2L42 1V3H43V1H44L43 5L41 6L42 9L39 8L40 5H41L42 3L39 4L40 2H37L36 0H34V1H35V4L32 2L33 0H31V2H32L34 5L31 4L29 0H15L14 2H11ZM45 1L48 2V3H45ZM77 1H78V0H77ZM82 1H83V2H85V1L87 2L88 0H85V1L82 0ZM248 1H251V2H252L253 0H248ZM4 2H5V1H4ZM74 2H75V1H74ZM74 2H72V3H74ZM79 2H80V1H79ZM2 3H3V2H2ZM76 3L79 4L78 2H76ZM36 4H37V5H36ZM77 4H75V5H77ZM85 4H86V3H85ZM241 4H243V2H241ZM65 5H66V6H65ZM72 5H73V4H72ZM249 5H250V4H249ZM35 6H37V7H35ZM80 6H81V4H80ZM56 7H57V8H56ZM72 7H73V6H72ZM72 7H71V9H73V10H71V9L69 10V11H72V12L70 13V16H73V15H72L73 12H74V13H75V12H77V13L79 12V14H78L77 16H82V15H80V12H82L81 10H83L82 8L80 9V7L77 6V8L74 10V8H72ZM75 7H76V6H75ZM83 7H84V6H83ZM239 7H243V6H241V5L239 4ZM247 7H248V5H247ZM250 7H251V6H249V8H250ZM47 8H53L54 10H52V11H55V13H53V12L51 13L50 9L47 10ZM58 8H61V9H58ZM168 8H169V7H168ZM57 9L60 10V11H64L63 14L65 13V14H64L65 17H63V19H65V20L60 19V18H61L60 15H62V16H64V15H63V14H60V15H59V14L56 12ZM78 9H79V10H78ZM228 9L230 10L231 7L228 8ZM206 10L208 11V14H209V12L211 13V12L213 11V10L210 9V8H208V9H206ZM210 10H211V11H210ZM242 10H243L244 13L246 12V8H244V9H242ZM60 11H59V13H61ZM67 11H68V9H67ZM87 11H88V10H87ZM90 11H92V10H90ZM162 11H163V10H162ZM230 11H231V10H230ZM230 11H229V12H230ZM159 12H160V11H159ZM159 12H158V13H159ZM74 13H73V14H74ZM83 13H84V12H83ZM166 13H167V12H166ZM166 13H165V15H166ZM213 13H215V12L213 11ZM213 13H212V15H213ZM52 14L57 15V17H59V18L56 17V19H59L60 21H59V20H54V19H55V18H54L55 16L52 15ZM67 14H69V13H67ZM84 14H85V13H84ZM84 14H83V18H85V17H84ZM88 14L90 15V13H88ZM96 14H98V13H96ZM163 14H164V11H163ZM156 15H157V14H156ZM158 15H159V14H158ZM210 15H211V14H210ZM210 15H209V16H210ZM212 15H211V18L214 17V19H216V21H217V19L219 18L218 15H216V13H215L213 16H212ZM29 16H31L30 18H31L32 20H33V18H35L34 20L37 21V23L39 22L38 25H40V23L42 22L43 25L45 24L44 27H46V26L53 27L54 30H53V29H51V30L55 31V32H54L55 36L52 35V36H54V39L52 38V40L54 41V42H52V44H53L52 48H53V47H56V49H54V50H58L59 48L63 49L62 51H61V49H59V52H60V53L57 51V54L55 53V51H50V50H53V49H51V48L48 49V50L50 51L49 53H51V52H52V53H55V57L53 56V59H54L55 61L53 62V60H52V62H51V66H49V67H46V66H44L43 64H41L40 61H39L41 57H37V58H35V56H33V55H34L33 52L36 50L37 45L40 46L39 43H41V42L43 43L44 41L47 42V43H50V42H51V41H49L50 38H48V37H50L51 34L47 35V34H48V31L51 32V31L49 30L50 28H48V30H47V29H42V28H44V27H43L42 25H40V28H39V29H42V30H43V31H42V30H41V31L38 30V33L41 32V33H39L40 35H38V34H37V35H36V34H33L32 32H33L34 30H30V29H32V25L30 26L31 28H28V26H29V25H28V22H29V21H27V19L25 20V18H26V17L29 18ZM94 16H95V14H94ZM161 16H162V15H161ZM209 16H208V17H209ZM75 17H76V16H75ZM86 17H87V16H86ZM164 17H165V16H164ZM164 17H163V18H164ZM36 18H37L38 20H36ZM160 18H162V17H160ZM99 19H100V18H99ZM158 19H159V17H158ZM168 19H169L168 17H167V20L164 18L163 21H166V22H167ZM29 20H30V19H29ZM61 20H62V21H65V22H64V23L62 22V23H63V24H62V23H61ZM97 20H98V19H97ZM97 20L95 19L96 22H98ZM100 20H101V19H100ZM209 20H210V21H213V19H209ZM26 21H27V22H26ZM35 21H33V22L35 23ZM53 21L56 23V25H59L60 28H59L58 26H57L58 28H57V27L54 28L55 24H54ZM69 21H67V22H69ZM71 21H73V20H71ZM154 21H156V20H154ZM163 21H162V24H163ZM21 22H22V23H21ZM52 22H53V23H52ZM57 22H59V23H57ZM75 22H76V21H75ZM79 22H81V21H79ZM79 22H78V23H79ZM82 22H84V19H83ZM102 22H104V21H102ZM160 22H161V21H160ZM160 22H159V23H160ZM168 22H169V21H168ZM168 22H167V23H168ZM214 22H215V21H214ZM25 23H26V24H25ZM30 23H32V21H31ZM60 23L62 24L63 27L61 26ZM164 23H165V22H164ZM167 23L165 24V27H164V26L161 27L162 24L159 25V27H161V29L164 28L163 30H165L166 26L168 25ZM20 24H21V25H20ZM22 24H23V25H22ZM51 24H53L54 26H53V25L51 26ZM72 24H73V23H72ZM101 24H104V23H101ZM155 24H156V23H155ZM18 25H20V26H18ZM38 25H36V27H37ZM74 25H75V24H74ZM156 25H157V24H156ZM17 26H18V27H17ZM80 26H81V25H80ZM38 27H39V26H38ZM38 27H37V28H38ZM65 27H66V26H65ZM70 27H72V26H70ZM34 28H35V27H34ZM37 28H35V29H37ZM157 28H158V27H157ZM157 28H156V29H157ZM18 29H19V30H18ZM20 29H21V30H20ZM55 29H56V30H55ZM57 29H58V30H57ZM64 29H65V28H64ZM74 29H75V28H74ZM23 30H24V33H25V34H23L25 39L21 38V39H23V40L20 41V38H19V40H18L17 37H19V36L21 35V32H22ZM84 30H85V29H84ZM86 30H87V29H86ZM166 30H168V27H167ZM15 31H16V32L19 31L20 34L18 35V32L16 33ZM31 31H32V32H31ZM87 31H88V30H87ZM34 32L37 33L36 31H34ZM56 32H58V33H56ZM65 32H66V31H65ZM68 32H69V31H68ZM81 32H83V31H81ZM147 32H148V30L146 31V33H145V30L143 31L145 37L148 35ZM164 32H165V31H164ZM60 33H63V36H61V37L65 38V37H64V32H63V31H60ZM66 33H67V32H66ZM75 33H76V32H75ZM86 33H87V32H86ZM90 33H91V32H90ZM148 33H150V32H148ZM160 33H163L162 30L159 32V35H161ZM84 34H85V32L83 33V35H84ZM215 34H216V37H217V39H218L219 36H217V35H219V33L217 32V33H215ZM23 35H22V36H23ZM127 35H128V34H127ZM135 35H136V34H135ZM154 35H156V34H154ZM154 35H152V37H151V35H148L147 37H148L149 40H150L151 38H155ZM25 36H26V37H25ZM65 36H66V38H67V34H66ZM138 36H139V35H138ZM45 37H47V38H46L45 40H42V39H44ZM87 37H88V36H87ZM117 37H119V36H117ZM150 37H151V38H150ZM216 37H215V38H216ZM222 37H223V36H222ZM222 37H220V39H221ZM234 37H236V36L234 35ZM234 37H232V38H234ZM260 37H263V35L260 36ZM57 38H58V37H57ZM148 38H147V39H148ZM253 38H254V37H253ZM253 38H252V39H253ZM47 39H48V40H47ZM55 39H56V40H55ZM77 39H78V38H76V40H77ZM89 39H87V41H88ZM98 39H99V38H98ZM119 39H120V38H119ZM133 39H134V38H133ZM166 39H168V38H166ZM17 40H18V41H17ZM59 40H60V39H58V42H60V44H61V43H64L63 40H65V39H62V41H61V40L59 41ZM67 40H68V39H67ZM144 40H145V39H144ZM154 40H155V39H154ZM168 40H169V39H168ZM254 40H256V39H254ZM254 40H253V42H254ZM40 41H41V42H40ZM48 41H49V42H48ZM78 41H79V40H78ZM78 41H77V42H78ZM82 41H84V39H83ZM89 41H90V40H89ZM99 41H100V40H99ZM131 41H132V40H131ZM151 41H152V39H151ZM169 41H170V40H169ZM256 41H257V40H256ZM95 42H97V43H95ZM128 42H129V41H128ZM141 42H143V41H141ZM141 42H140V43H141ZM65 43H66V42H65ZM94 43H95V44H94ZM104 43H105V42H104ZM104 43H102V40H101V44H100V45H101L102 48H99V49H102L103 51H104V50H107L106 52H105V51L103 52V51H100V50H98L97 53H94L95 50H94V51H92V50L81 51L82 54L85 52L84 55H86V56H87V55H90V56H87V57H88V58H87V57H84V55L81 56V54H80V56L82 57V60H81L80 64H82V65H83V64H86L85 62H87V61H88L87 63L89 64L90 62H93V61H91V60H94L95 58H96V59H100V60L103 59V60H102L103 63L98 64L102 69H103V67H104L103 65L105 64L104 62L107 63V62L110 61L111 64H112V62L115 61V60H114V59H115V56H114L115 54H114V53H115L116 49H112L113 51L115 50V51L113 52V51H111V49L109 48L110 46H106V44L108 45V43H105V44H104ZM112 43H113L114 45H116V43H114V42H112ZM125 43H126V42H125ZM131 43H133V41H132ZM148 43H149V42H148ZM158 43H159V42H158ZM168 43H171V42H168ZM3 44H5V45L3 46ZM50 44H51V43H50ZM60 44H59V45H60ZM78 44H79V43H78ZM91 44H94V46L91 45ZM102 44L105 45V47L102 46ZM127 44H128V43H127ZM150 44H152V43H150ZM256 44H258V46H259L260 43H259V42H256ZM43 45H45V43H43ZM43 45H41V47H43ZM69 45H72V47L69 46ZM96 45H97V46H96ZM110 45H112V44L110 43ZM114 45H112L111 48H114ZM118 45H119V44H118ZM134 45H135V44H134ZM263 45H264V44H263ZM92 46H93V47H92ZM116 46H117V45H116ZM136 46H137V45H136ZM149 46H150V45H149ZM260 46H261V45H260ZM48 47H51V45H48ZM67 47H68V49L70 48L69 50H71L72 48H73V49H72L71 51L68 52ZM82 47H83V49H82ZM107 47H108L109 50L106 49ZM118 47H119V46H118ZM120 47H122V46H120ZM137 47H139V43H138V46H137ZM137 47H136V48H137ZM256 47H257V46H256ZM34 48H35V49H34ZM38 48H39V47H38ZM38 48H37V49H38ZM133 48H135V47L133 46L132 49H133ZM142 48H143V47H141L140 50H141ZM9 49H10V50H9ZM40 49H41V48H40ZM44 49L47 50V45H46L45 48H42L41 50L43 51ZM117 49H118V48H117ZM132 49L129 47V50H130V51H128V52H127V51L124 52V55H125L126 53H129V56H130V53H131V54H136L138 50L135 52V51H134L135 49H134V50H132ZM146 49H147V48H146ZM255 49H256V48H255ZM261 49H262V48H261ZM140 50H139L140 53H141V51L144 53L143 50H145V49H143V50H141V51H140ZM176 50H177V49H176ZM221 50H222V49H221ZM257 50H258V49H256V51H257ZM37 51H38V50H37ZM88 51H89V52H88ZM91 51L93 52L92 54L98 55L99 57L102 56V58H98L97 56L94 58V57L91 55ZM99 51H100V52H99ZM119 51H120V50H119ZM178 51H179V50H178ZM181 51H182V50H180L179 52H181ZM238 51H239V50H238ZM44 52H46V51H44ZM44 52H41V51L39 50V53H41V54L44 53ZM70 52H72V53H76V54H74V60H73V57H72L73 54L70 53ZM87 52H88V53H87ZM102 52H103V53H102ZM116 52H117V51H116ZM132 52H133V53H132ZM134 52H135V53H134ZM174 52H175V50H174L173 52H171V49H170V53H173V55H175V56H173V57H176V55H179V54H176V53H174ZM39 53H37V52L35 51V55H36V54H39ZM49 53L47 52L48 55H49ZM68 53H69V54H68ZM98 53H100V55H99ZM101 53H102V54H101ZM104 53H105V54H104ZM107 53H109V54H107ZM110 53H111L112 56H114V57H112ZM122 53H123V52H122ZM122 53H120V56H121ZM183 53H184V52H183ZM183 53H182V55H183ZM225 53L227 54L228 52H225ZM238 53H239V52H238ZM238 53H237V54H238ZM71 54H72V55H71ZM103 54H104L105 56H104ZM106 54L109 55V56H107ZM138 54H139V53H137L135 56H133V55H131V56H133L132 58L134 59L135 57L140 56V55H138ZM229 54L231 55V54H232V51H231V53H228L227 57L230 56ZM235 54H236V53H235ZM243 54H244V53H243ZM248 54H250V53H248ZM48 55H47V57H48V59H50V60H49V64H50L51 56H52V55L50 54V55H49L50 57H49ZM95 55H94V56H95ZM118 55H119V54H118ZM122 55H123V54H122ZM127 55H128V54H126V55L124 56L125 58H124V60H122V61H125V59L128 58ZM240 55H242V52H241V54L238 55V57H239ZM253 55H254V54L252 53V57H251L252 59L254 58ZM45 56H46V54H45V55L42 54V58L45 57ZM78 56H79V55H78ZM80 56H79L78 59H80ZM103 56H104V57H103ZM106 56H107V58H109V60H105V57H106ZM171 56H172V55H171ZM171 56H170V57H171ZM179 56H181V55H179ZM231 56H232V55H231ZM243 56H244V55H243ZM245 56H246V55H245ZM247 56H248V55H247ZM47 57H45V58H47ZM75 57H76V58H75ZM89 57H90V58H89ZM116 57H117V54H116ZM173 57H172V58H173ZM241 57H242V56H241ZM45 58H43L44 61H47V63H48V59H45ZM84 58H85L86 60H85ZM91 58H92V59H91ZM111 58H112L113 60H112ZM121 58H122V57H121ZM141 58H143V57H141ZM177 58H178V57H177ZM177 58L175 59V61H177ZM180 58H182V57H180ZM230 58H233V57H230ZM235 58H236V57H235V55H234V60H235ZM247 58H248V57H247ZM247 58L245 57V61H246ZM251 58H250V56H249V59H251ZM38 59H39V60H38ZM88 59H89V60H88ZM119 59H120V58H118L115 62H113L112 65H114V64L116 65V64H117V65L120 66L121 63H118V62H117V61H119ZM135 59H136V58H135ZM138 59H139V58H138ZM138 59H137L136 61H138ZM182 59H184V58H182ZM182 59H181V60H182ZM241 59L244 60L243 58H241ZM72 60H73L74 62H72ZM83 60H84V61H83ZM100 60H98V61H100ZM139 60H140V59H139ZM234 60H233V61H234ZM120 61H121V59H120ZM126 61H127V60H126ZM126 61H125L126 64H124V62H123L124 65H122V66H125V65H126V66H127V69H128V67H129L128 65H130V61L128 60L129 63H128V61H127V62H126ZM147 61H148V60H147ZM249 61H253V60H249ZM249 61H248L247 63H251V62H249ZM41 62H42V61H41ZM94 62H95V61H94ZM94 62H93V63H94ZM100 62H101V61H100ZM149 62H150V61H149ZM162 62L164 63V61H162ZM167 62H168V61H166V66H168V65L170 64V63L168 62V65H167ZM235 62H237V61H235ZM240 62H241V61H240ZM240 62L237 63V64H239V65L241 66V69H242V70H241V69L239 70V73H238V71H237V69L240 68L239 66H238V68H237V66H236V68H237L236 70H234L235 67H233L234 69H232V70H234V71H233V73L231 72L232 74L230 73V70H229L227 73H225V75H224L223 73H221V71H219L220 74L217 73L218 76H220V75L222 74L221 76H222L223 79H224V80H221L222 77H219L220 80H221V84H220L221 86H222V84H223L224 86L227 85V86H225L226 88H227V87H233V86H230L229 84H232L231 81H232V80H235V82L242 83V85H241L242 88H243V85H245V88L247 87L246 89L248 90L249 87H250V86H247L248 83H252V82L254 81V79H255V81H256V79H257L258 77H259L258 79H260V77H262V74H258V73H256L257 71L255 72V70H256L255 68L252 69V70H251V69H249V70L247 69V70H246V68L243 67V68H244V70H243L242 65H241L242 63L240 64ZM5 63H6V64H5ZM11 63H12V65H11ZM42 63H43V62H42ZM47 63H45V64H47ZM72 63H73V64H72ZM78 63H77V64H78ZM95 63H96V64H95L94 66H96V67L99 68V66H97V63H98V62H95ZM146 63H147V62H146ZM150 63L153 64L152 61H151ZM150 63H149V64H150ZM154 63H155V62H154ZM247 63H246V64H247ZM252 63H253V62H252ZM2 64H1V65H2ZM88 64H86L87 67H89ZM152 64H150V65H152ZM155 64H157V63H155ZM208 64H210V63H208ZM212 64H213V63H212ZM216 64H217V62H216ZM243 64H244V63H243ZM105 65H106V64H105ZM117 65H116V66H117ZM147 65H148V64H147ZM158 65H159V64H158ZM161 65H162V64H161ZM163 65H164V64H163ZM52 66H53V67H52ZM119 66H117V67H119ZM126 66H125V67H126ZM142 66H143V65H142ZM142 66H141V67H142ZM169 66H170V65H169ZM232 66H233V65H232ZM244 66H246V65H244ZM248 66H249V64H248ZM250 66H252V65H250ZM6 67L4 66V68H3V67L1 66V68H3V71L7 69ZM96 67H95V68H96ZM113 67H115V66H113ZM120 67H121V66H120ZM130 67H131V65H130ZM136 67H137V66H136ZM139 67H140V65H139ZM172 67H173V66H172ZM217 67H218V66H217ZM217 67H215V68H217ZM253 67H254V66H253ZM1 68H0V69H1ZM5 68H6V69H5ZM81 68H82V66H81ZM146 68H147V66L145 67V69H146ZM161 68H162V66H161ZM161 68H159V67L157 68V66H156V69H157L158 71H156V69H155V71H156V72H160V73H156V72L154 71V72L156 73V74H155L156 76L153 75V77L149 78V81H151V79L154 78V81H155V80H157V81H155V82H153V83L156 84L157 82L159 83V81L161 80L162 83H161V81H160V84H162V85H167V86H162V87H160V88H162V89H159V88L157 87V86H159V85H155V87H157V89H159L160 91H163V90H164V87H165V91H166L167 87H168V88L170 87L169 85L174 86V85H172V84L175 83V86H176V82H177V81L175 82V78H173V79L170 78V77H172V76L169 74L170 71H169L168 69H170L171 67H164L165 71H166V72H169V73H168V76L170 75L169 79H171V81H173L172 83H171V82H170V83L165 82V80H166L165 77L167 78V75L164 76V74H165L166 72L164 71L163 68H162L163 70H162ZM215 68H213V69H215ZM247 68H248V67H247ZM76 69H78V70H76ZM84 69H85V68H84ZM84 69L82 68V70H84ZM90 69H91V68H89V70H90ZM92 69H93V68H92ZM123 69H124V68H123ZM145 69H143V67H142V70L147 71V72L149 71L148 73L151 72L150 68H149V69H146V70H145ZM153 69H154V68H153ZM160 69H161L162 71H159ZM173 69H174V68H173ZM75 70H76V72H74ZM97 70H99V69H97ZM97 70H96V72H97ZM132 70H133V69H132ZM218 70H219V69H218ZM250 70H251V71H250ZM260 70H261V72H264V71H263L264 69H263V70L260 69ZM1 71H2V70H1ZM10 71H11V72H10ZM68 71H69V72H68ZM118 71H119V70H118ZM136 71H138V67H137V70H134V72H136ZM171 71H172V68H171ZM215 71H217V70H215ZM83 72H84V71H81V72H79L78 74H81V73H83ZM132 72H133V71H132ZM147 72H146V73H147ZM154 72H153V73H154ZM161 72H162V73H161ZM174 72H175V71H174ZM236 72H237V73H236ZM258 72H259V70H258ZM261 72H259V73H261ZM11 73H12V74H11ZM63 73H65V75H64ZM94 73H95V72H94ZM127 73H128V74H129V73L132 74L130 70H129V72H127ZM139 73H143V71L140 72V70H139V71L137 72V74L139 75ZM151 73H152V72H151ZM151 73L149 74V76H151V75L153 74V73H152V74H151ZM229 73L232 75L231 79H232V78H234V79L231 80L230 77H228L227 74H229ZM254 73L257 74V76H256L255 78L253 77V76H254ZM10 74H11V75H10ZM13 74H14V75H13ZM54 74H57V75L52 76V75H54ZM84 74H85V73H84ZM133 74H135V73H133ZM137 74H135V75L138 76ZM157 74H158V75H157ZM159 74H162V76H161V75L159 76ZM166 74H167V73H166ZM263 74H264V73H263ZM19 75H20V74H19ZM69 75H68V76H69ZM82 75H83V74H82ZM105 75H106V73H105ZM108 75H109V74H108ZM142 75H143V74H142ZM144 75L148 76L147 74H145V72H144ZM172 75H174V74L172 73ZM175 75H176V74H175ZM223 75H224V76L227 75L226 77H228V81L225 80V78H224ZM4 76H5V75H4ZM16 76H18V75H16ZM62 76H61V77H62ZM68 76H67V77H68ZM76 76H77V75H76ZM90 76H92V75L90 74ZM109 76H110V75H109ZM128 76H129V75H128ZM149 76H148V77H149ZM216 76H217V75H216ZM218 76H217V77H214L215 82H217L216 79L218 78ZM5 77H6V76H5ZM9 77H8V78H9ZM21 77H22V76H21ZM48 77H49V78H48ZM54 77H55V78H54ZM70 77H71V76H70ZM81 77H83V76H81ZM130 77H132V76H130ZM134 77H135V76H134ZM140 77H141V79H143V81H144L145 76H144V78H142V76L139 75L138 78H140ZM148 77H146V78H148ZM155 77H156V78H155ZM158 77H159V78H158ZM160 77H161V78H160ZM74 78H75V77H74ZM77 78H78V77H77ZM91 78H92V77H91ZM128 78H129V77H128ZM135 78H136V77H135ZM138 78H136L137 81H140V79L138 80ZM146 78H145V80H146V82H147V79H146ZM163 78H164V80H162ZM219 78H218V79H219ZM252 78H253V79H252ZM23 79H24V78H23ZM64 79H66V77H64ZM67 79H68V78H67ZM82 79H83V78H82ZM136 79H132V80H136ZM167 79H168V78H167ZM169 79H168V80H169ZM226 79H227V78H226ZM229 79H230V81H229ZM251 79H252V80H251ZM56 80H55V81H56ZM74 80H75V79H74ZM83 80H84V79H83ZM132 80H131V81H132ZM220 80H219V82H220ZM250 80H251L252 82H251ZM84 81H85V80H84ZM84 81H81V82H84ZM255 81H254V82H255ZM257 81H260V80H257ZM257 81L255 82V83H257V84H254V85H256V86L259 85ZM135 82H136V81H135ZM140 82H142V80H141ZM146 82H145V83H141V84H143V86H145ZM163 82H164V83H163ZM219 82H217L218 84L215 83V84L217 85V88H218V87H219V88H218V89H216V88L213 89V91H216V93H214L215 95H216L218 92H222V91H223V90H221V91H218V92H217V90H220V88H221V86H218V85H219ZM230 82H231V83H230ZM235 82L233 81L234 85H235ZM254 82H253V83H254ZM29 83H32V82H29ZM130 83H131V82H130ZM138 83H139V82H138ZM138 83H136V84L132 83V84H133L134 86H137ZM151 83H152V82H149V83H147V85H149V87H152V88H153L154 84H151ZM158 83H157V84H158ZM165 83H167V84H165ZM253 83H252L251 85H253ZM34 84H37V83L35 82ZM82 84H83V83H82ZM98 84H99V83H98ZM98 84L95 85V86H93V87L98 88ZM237 84H238V83H236V85H237ZM133 85H132V86H133ZM147 85H146V86H147ZM152 85H153V86H152ZM239 85H240V84H238V86H237L239 89L237 88V89H238V90H237V89L235 88V90L240 92L242 89L240 88L241 86H239ZM147 87H148V86H147ZM194 87H195V86H194ZM222 87H223V86H222ZM253 87H254V86H253ZM257 87H259V86H257ZM134 88H137L138 91L141 90V89H140L141 87H139V85H138L137 87H134ZM143 88H144V89H143V92H142V93L146 92L145 90L147 89V88L145 89V87H143ZM171 88H172V87H170L169 89H171ZM213 88H214V86H213ZM245 88H243V89H245ZM255 88H256V87H254L253 89H255ZM259 88H260V87H259ZM153 89H154V88H153ZM153 89H152V90H153ZM172 89L174 90V88H172ZM172 89H171L170 91L168 90V91L170 92V95H169V93L167 92L168 95H169V99H170L171 96H172V95H171V91H172ZM195 89H196V88H195ZM227 89H230V88H227ZM227 89H226L225 91H227ZM231 89H233V88H231ZM231 89L228 90V91H230V93H231V91H232ZM240 89H241V90H240ZM253 89H249V91H252ZM98 90H102V89H97L96 91H98ZM148 90H150V88H149ZM148 90H147V92H148ZM176 90H177V89H176ZM203 90H206V91H207V88H204V87H203ZM235 90L232 91V94H237V93L239 94V92H236V93H235ZM259 90H260V89H259ZM96 91H95V92H96ZM103 91H104V90H103ZM112 91H113V90H112ZM141 91H142V90H141ZM174 91H175V90H174ZM181 91H182V90H181ZM181 91H180V92H181ZM191 91H192V88H191ZM193 91H195V90L193 89ZM243 91H244V90H243ZM99 92L101 93V98L103 97L102 99L105 100L106 105H107V102H110V98H111V97H110V98H109V97H108V98L106 97V98L108 99V100H106V99H104V97L106 96V95H105V92H104V94H102V93H103L102 91H99ZM150 92H151V90H150ZM150 92H148V93L150 94ZM155 92L158 93V91H155ZM180 92H179V93H180ZM183 92H184V91H183ZM199 92H200V91H199ZM199 92H198V95L200 94L199 96H200V97H201V96L203 97V98H199V97L197 98V99H198L197 102H199V105L201 104L200 101H199V99H200L201 101L204 100V101L206 102V104H207V101H208V99H209V100L212 101V103H214V104H212L213 106L218 107L217 105H219L218 103L221 101L220 98H219L220 101H219L217 104H215L216 100L213 102L214 99L209 98V95H211V93H207V92H206L207 94H209V95H207L206 93H204V91H203V92H200V93H199ZM96 93H97V92H96ZM106 93H107V92H106ZM139 93H140V92H139ZM139 93L137 92V94H136V96H137L138 98H139ZM173 93H174V92H172V94H173ZM179 93H178V94H179ZM185 93H186V92H185ZM191 93H192V92H191ZM191 93H190V94H191ZM202 93H203V95H202ZM108 94H109V93H108ZM152 94H154V92H153ZM152 94H150V95H152ZM160 94H161V93H160ZM178 94H177V95H178ZM181 94H182V93H181ZM181 94H180V95H181ZM187 94H189V93L187 92L186 95H187ZM204 94H205V97H204ZM238 94H237V95H238ZM99 95H100V94H99ZM140 95H141V94H140ZM147 95H148V94H147ZM192 95H195L194 99H196V95H197V94L194 92V94H192ZM192 95H190V97H189V96L187 97V96H183V95H182L184 98L186 97V98H185V99H186L185 102L182 100L183 103L185 104L184 107L178 105V106H180V107H179L178 109H176V110L174 109L175 113H172V112H171L169 115L171 116V114H177V110H181V109H184V108L186 109L187 107H185V106H187V101H188V100H189V101H188V105H190V104H189V103H190V99L192 100V102L195 101V100H193V97L191 98ZM212 95H213V94H212ZM220 95L222 96L221 93H218V96H220ZM237 95H234V96L231 95V96L235 98V96H237ZM108 96H110V95H108ZM111 96H112V95H111ZM144 96H146V94H145ZM144 96H142V97L144 98ZM130 97H131V96H130ZM150 97H151V96H150ZM153 97H154V96H153ZM179 97H180V96H179ZM206 97H207V98H206ZM211 97H212V96H211ZM222 97H223V96H222ZM128 98H129V97H128ZM132 98H133V96H132ZM156 98H158V95L156 96ZM159 98H160V97H159ZM161 98H163L162 95H161ZM187 98H188V99H187ZM215 98L217 99L218 97L215 96ZM181 99H182V98H181ZM197 99H196V100H197ZM206 99H207V101H206ZM134 100L136 101V99H134ZM179 100H180V99H179ZM179 100H177V101L179 102ZM217 100H218V99H217ZM139 101H141V99H139ZM177 101H176V102H177ZM211 101H210V102L208 101V102L211 104ZM167 102H168V100H167ZM178 102H177V103H178ZM192 102H191V104L194 103V102H193V103H192ZM52 103H54V102H51V104H52ZM55 103H56V102H55ZM55 103L52 105V106H54L53 108H51V106H50V108H51V109H50V108H49V105H48V107L46 108V110L49 109V110H47V111L52 112V110L54 111L55 109H57L56 107H57L58 105L55 106ZM124 103H125V106L123 105V107H122V105H119L118 108H117V107L115 108V109H117V110H115L114 108L112 109L111 107L109 108V107H108L109 105H108V106H106V107H108V110H109V111L106 110V112L108 111L109 114L111 113L113 116H115L114 118H113V117H112V118H113L114 120H116L115 118L118 117V115H119V112H118V111H120L119 109H121V111H122V110H125V109H126V108H125L126 106H128V108H130V107L132 106V103H133V102L131 103V105H128L127 102H124ZM124 103H123V104H124ZM136 103H137V102H136ZM138 103H139V102H138ZM141 103H142V102H141ZM164 103L166 104L165 101H164ZM109 104H110V103H109ZM129 104H130V102H129ZM134 104H135V102H134ZM172 104H174V102H173ZM180 104H182V103H180ZM197 104H198V103H196V105H197ZM202 104H205V103L202 102ZM141 105H142V104H141ZM141 105H140V107H141ZM161 105H162V103H161ZM182 105H183V104H182ZM196 105H195V106H196ZM120 106H121L122 108H121ZM162 106H163V105H162ZM171 106H172V105H171ZM195 106H194V107H195ZM200 106H202V105H200ZM104 107H105V106H104ZM163 107H164V106H163ZM172 107H174V106H172ZM176 107H177V104H176ZM176 107H175V108H176ZM196 107H198V105H197ZM203 107H204V106H203ZM205 107H208V106L205 105ZM209 107H212V106L209 105ZM189 108H190V109H189ZM191 108H192V109H191ZM219 108H220V107H219ZM226 108H227V107H226ZM133 109H134V107H133ZM188 109H189V110H193V106L188 107ZM188 109H186V110L188 111ZM201 109H203V108H201ZM201 109H200V112L203 111V110H201ZM206 109H207V108H206ZM222 109H223V108H222ZM224 109H225V108H224ZM228 109H229V107H228ZM130 110H131V109H130ZM134 110H135V109H134ZM163 110L165 111V108H163ZM196 110H197V112L199 113L198 108H196L195 110H193V112L196 111ZM55 111H56V110H55ZM126 111L128 112L127 109H126ZM131 111H132V110H131ZM172 111H173V110H172ZM174 111H173V112H174ZM181 111H183V110H181ZM181 111H178V112H179V113H178L179 115H180V112H181ZM184 111H185V110H184ZM184 111H183V113H184ZM219 111H223V110H219L218 108H210V109H207V111L205 112L206 114H204L205 116L203 117V119H202L201 116H199V115H202V112H201V114H199V115H197L195 112H194V113L192 112V114H196L195 116L193 115V116H194L193 118H196V117L198 116V117L200 118V120L202 119V120H201V121H202V124H200V127H196L195 130H194V134L197 133L196 135H197L198 138L201 137V136L199 135L200 133L198 134V132L207 131V132H209V134H208V137H209L208 140H210L211 136H213V135H212V132L215 131V129L213 130V127H214L213 125H215V127H216L217 125L219 126L218 122H216V120H215V118H219L218 116L216 117V115H217V113H218ZM224 112H225V111H224ZM227 112H229V111H227ZM227 112H226V113H227ZM166 113H167V112H162V114H164L163 119H165V121H167V120L169 121V119H170L171 117H170L169 119H167V116H166V115H168V114H166ZM181 113H182V112H181ZM226 113H225V114H226ZM240 113H241V110H240V112H239L238 114H240ZM106 114H107V113H106ZM186 114H189V113H185V114H184L185 117H186ZM220 114H221V113H219L218 115L220 116ZM241 114L243 115V113H241ZM116 115H117V116H116ZM229 115H230V114H229ZM242 115H241V116H242ZM245 115H246V114H245ZM109 116H110V115H109ZM175 116H178V115H175ZM224 116H225V115H224ZM52 117H53V115H51V117H50L51 120H52ZM56 117H58V115H56ZM56 117H55V118H56ZM106 117H107V115H106ZM165 117H166V118H165ZM182 117H183V116H182ZM188 117H189V116H188ZM190 117H191V116H190ZM239 117H240V116H239ZM244 117H245V116H244ZM244 117H243V118H244ZM102 118H103V117H101V119H102ZM108 118H109V117H108ZM173 118L176 119V117H174V115H173ZM186 118H187V117H186ZM243 118L241 117L240 119L242 120ZM101 119L99 118L98 120H101ZM158 119H160V120H159V122H160L161 119H162V117H161V118L159 117ZM163 119H162V120H163ZM177 119L179 120V119H181V117H180V118L177 117ZM223 119H224V118H223ZM57 120L59 121V119H57ZM102 120H103L104 122L107 121L106 119H102ZM186 120H187V121H186ZM197 120H198V118H197ZM197 120L194 121L193 119H191V122H190V119H189V122H188V119H184V121H181V122H183V124L185 125V128H186V129H184V130L188 131V129H189V130L192 132L193 129H194L193 126H196V124H197V122H198ZM221 120H222V119H221ZM225 120H226V119H225ZM245 120H247V119H245ZM103 121H101V122H103ZM168 121L166 122V125H165V127H164V130H166V129L169 128V125H170L169 123H171V121H170V122H168ZM173 121H174V120H173ZM192 121H194L195 124H194V122H192ZM196 121H197V122H196ZM217 121H219V120L217 119ZM109 122H110V121H109ZM184 122H186V123H184ZM187 122H188V123H187ZM215 122H216V123H215ZM15 123H16V124L13 125V126H15L14 128H17L19 122H16V121H15ZM107 123H108V121H107ZM110 123H112V122H110ZM113 123H114V122H113ZM113 123H112V124H113ZM162 123H165V122H164V121H161V124H162ZM199 123H200V121H199ZM214 123H215V124H214ZM13 124H14V123H13ZM24 124H25V123H24ZM171 124H172V123H171ZM173 124H174V123H173ZM176 124H178V123H176ZM180 124L183 125L182 123H180ZM180 124H179V126H176V125H175L177 128L175 127V129H173L174 131H177V133H178V138L175 140L176 137L174 136V134H172L171 137H172V136H173V137L168 139V140H170V139H173V138H174L173 141L176 142V143H175V146H173L174 142L171 143L172 140H170V142H169L170 145H168V144H167V141L164 140L166 143H165V144H164V143H163V144L159 143L160 146L158 145V142H157V141H154L155 139L153 140L155 143L157 142V145H153V146H151V147H153V148H154V147H155V148H160V149H157V151H156V153L158 152V155H159V156H161L160 154H162V156H163V153H162V152H164V151H168V149L166 150V149H164V148L162 149V150H163V151H162V150H161V148H162L161 145H165V146H167V148H171L170 153L173 155V158H174V156H175L174 153H173V152H175V149H174L175 147L177 148V150H178L179 152H180L179 149H181V151H183L182 148H185V150L188 149V148L184 147L185 144H186V146H187V143H185L184 141L186 140V141L189 143V141H188L185 137H188V134L191 133V132L186 133V131H185V133L187 134V135L185 136V135H184V131L181 130V129L184 128V127H182ZM186 124H187V127H186ZM189 124H191V126H188ZM193 124H194V125H193ZM107 125L109 126L110 124H107ZM114 125H115V124H113L112 126H114ZM167 125H168V126H167ZM197 125H198V124H197ZM257 125H258V124H257ZM257 125H256V126H257ZM11 126H12V125H11ZM19 126H22V125L19 123ZM112 126H110V128L108 127V130H109V129L112 130V128H113ZM256 126H255V127H256ZM23 127H24V128H22V129H23V132L26 131V133H28L29 129L26 128L25 125H23ZM106 127H107V126H106ZM111 127H112V128H111ZM170 127H171V126H170ZM179 127H180V128H179ZM252 127H253V125H252ZM255 127L253 128L255 131H254L253 129H251V130H253L252 132H254V133L257 132L258 134L255 133V135L253 134L254 136H253V135H251V136H253V137H257V135H258L259 138L257 137V138H256V139H257L256 141H257V143H260V144H258V147H262V146L264 145V143H263V142H264V130L259 129V128L262 127V126H260V127L257 126L258 129H255ZM100 128H102L101 130H103V127H100ZM172 128H174V127H171L170 129L172 130ZM192 128H193V129H192ZM17 129H18V130H16V131H20V133L22 132V130L19 129V127H18ZM26 129H27L28 131H27ZM92 129H93V128H92ZM104 129L107 130V128H105V127H104ZM68 130H69V132H71L70 129H68V128L66 129V132H67ZM99 130H100V129H99ZM108 130H107V131H108ZM173 130H172V131H173ZM179 130H181L180 133H179ZM198 130H200V131H198ZM219 130H220V129H219ZM221 130H222V128H221ZM238 130H239V129H238ZM242 130H243V129H242ZM251 130H249V132H251ZM112 131H114V129H113ZM112 131H110V132H112ZM216 131H217V129H216ZM216 131H215V132H216ZM234 131H235V130H234ZM29 132H30V131H29ZM62 132H63V133H62ZM62 132H60V134H63V135H64V131H62ZM69 132H67V133H69ZM73 132H74V131H73ZM73 132H71L70 134H66V133H65L64 136H66V135H70V136H68V138L71 139L70 141L74 140L75 142H76V139H78V138H79V140H77V142H81V141L83 142V141L85 140V139H83L84 137H82L80 134H74ZM182 132H183V133H182ZM252 132H251V133H252ZM26 133H25V134H26ZM95 133H96V132H95ZM112 133H114V132H112ZM172 133H173V132H172ZM175 133H176V132H175ZM202 133H204V132H202ZM202 133H201V134H202ZM232 133H234V132H232ZM237 133H238V132H237ZM239 133H240V132H239ZM242 133H243V132H242ZM242 133H241V134H242ZM191 134H193V133H191ZM206 134H207V133H206ZM213 134H214V133H213ZM215 134H216V133H215ZM215 134H214V136H215ZM243 134H244V133H243ZM243 134H242V135H243ZM245 134H246V133H245ZM256 134H257V135H256ZM28 135L31 136L30 133H29ZM75 135H78V138H74ZM156 135H157V134H156ZM156 135H154V136H156ZM232 135H233V134H232ZM242 135H241V136H242ZM248 135H249V134H248ZM248 135H247V134H246V135H243V138H242V139H244V142L247 141V140H245V139H247V136H248ZM64 136H63V137H64ZM71 136H73V137H71ZM194 136H195V135H194ZM59 137H60V136H59ZM76 137H77V136H76ZM179 137H181V138H185V139H181V138H180V139H181V140H180ZM189 137H191V136L189 135ZM253 137H250V139H252ZM154 138H156V137H154ZM206 138H207V137H206ZM238 138H239V137H238ZM62 139H64V138H62ZM66 139H67V137H65L64 140H66ZM248 139H249V138H248ZM250 139H249V141H250ZM64 140H63V141H64ZM67 140H68V139H67ZM156 140H160V139L157 138ZM231 140H233V139H231ZM237 140H238V139H237ZM237 140H236V141H237ZM254 140H255V139H254ZM48 141H49V140H48ZM48 141H47V142H48ZM61 141H62V140H61ZM61 141H57V142H60L61 144H60V143H59L58 145L55 144V145H53V147H54V146H55V147H56V146H57V147H60V146H61V147H62V146L64 147V145L62 144ZM153 141H152V143H154ZM177 141H179V142H177ZM181 141H182V142H181ZM238 141H242V140L240 139V140H238ZM35 142H36V141H35ZM77 142H76V143H77ZM162 142H163V141H162ZM244 142L242 143L243 145H244ZM251 142H252V141H251ZM179 143H180V144H179ZM184 143H185V144H184ZM191 143H192V142L190 141V143L188 144V146H189ZM239 143H241V142H239ZM239 143H238V142L236 143V144H238V146H234L233 148H231V147L228 148V149H230V150H227V151H230V152H227L228 154L225 153V152H222V151H220V153H219V152H217V153H214V152H213V153H210V152H209V153L207 154L208 156L206 155V159H207L208 161L206 160V163H207V164H205V168L202 169V170L194 171V172L191 173V176H190L191 179H189V180H190L191 182H193V181H194V178L196 179V177H197V184H198V182H199V185H201V184L203 185V184H204L203 186L205 187V188H204V187H199V188L197 189V190H199V191L196 190L197 193L199 192L198 195H196L197 197H199V194H200V193L204 192V191L201 190L202 188H204V190H207L206 187L210 188L211 186H213V184H214L213 182L215 181V178H214V177L217 178V176H211V173H209L207 169L210 167L209 165H210V163H211V160H212V163L215 164V166L218 165V162H221V161H222V160H221V161H218L219 158H221V157L223 158L222 153H225V156H224V157L226 158V160H228V163H230V162L232 161V164H233L234 162H235V164H238V163H239V160H241V163H243V161H248V162H245V164H246V168H248L247 170H249L250 168H251V170L254 169L253 166H251V165L249 164V162H250V155H251V154H250V152H251L250 146L252 147V149H256V147H257V143H256V146H254L255 141L252 142V143H253V146H252L251 144H246V143H245V145H250V146H249V149H250V150L248 151V153H249L250 155H249V154H246L247 158H249L248 160H247L246 156H245V159L243 158V157H244L243 155H242L243 157H240V156H241L240 154H242V153L245 152V151L241 150L242 153H240L241 151H240L238 148L241 147V146H239V145H241V144H239ZM249 143H250V142H249ZM262 143H263V145H262ZM49 144H51V143H49ZM66 144H67V143H66ZM66 144H65V145H66ZM70 144L72 145V142H71ZM73 144L79 146L78 144H80V143H78V144L73 143ZM82 144H83V143H81V147H79V148H83V149H85V148H84V145H82ZM178 144L180 145V148H178V147H179ZM181 144H184V146H182ZM45 145H46V144H45ZM45 145H44L43 147L40 146V148H37V147H36V149H34V147H33L32 149H33V150H36V151H37V149H38L37 152H41L40 149L43 148L42 153H39V154H43L44 151H45V150H44ZM67 145H69V142H68ZM176 145H178V147H177ZM194 145H195V144H192L191 146H189V148L191 149V151H192L193 153H197L198 148H196ZM243 145H242V146H243ZM261 145H262V146H261ZM11 146H12V145H10V146H8V147H11ZM77 146H75L76 149L78 148ZM82 146H83V147H82ZM165 146H163V147H165ZM171 146H173L174 148L171 147ZM8 147H5V146L3 145V146L1 147L2 150L0 149L1 151H4V152H5L4 154L6 155L5 158L3 157L2 154H1L2 156H0V157H2V158L4 159V160H2V159H0V160H1V162H2V164H3V166H4L5 169H6L7 167H9V166L6 165V164H8L7 161L9 162V159H10V161L12 162V163L10 162V165H11L10 168L13 167V166H15L16 168L18 167V166H17V162L15 161L17 155H18V156L20 155V158H19V157L17 158V160L20 159V160H19L20 162H21V160H23V159H25V160H23V161L25 162L26 159H27V161L25 162V164L23 163L24 165H26L27 169H29V167H30V166H27V165H32L33 163H36L35 161H37L39 158H40L39 162L41 163V161H42V163L39 164V162L37 161L36 166H38V167H39V165H42L43 162L46 160L45 157L48 158V159L50 158V159L52 160V159H53V156L56 155V153H54V155H53L52 153H50V151H49V147H50V146L45 147L46 149L48 148V150H46V153H44L46 156L43 154V155H42L43 158H41L40 155H39V156H38V155L35 156V154H37V153L33 154V156H35L36 160H35V158H33V161H32L33 163L31 164V162H28V161L31 160V158L33 157L32 155H31V158H30V159H29V157H28V156H29L28 153H27V155H28L27 157H28V158H27V157H26V158H23V156L21 157V155L24 154V152L26 153L28 150H29V151L32 150V149H29L30 147L28 148V147H26L25 145H23L22 143H21V146L19 145V147L17 146V148H14V147H16V146H14V147H11L10 150H9ZM38 147H39V146H38ZM41 147H42V148H41ZM63 147H62V149H63ZM69 147H71V146H69ZM73 147H74V146L72 145V148H73ZM246 147H248V146H246ZM246 147L243 148V149L245 150ZM263 147H264V146H263ZM263 147H262V149H263ZM3 148L8 149V150L6 151V150L3 149ZM12 148H13V149H12ZM65 148H66V147H65ZM172 148H173V149H172ZM190 149H188V150H190ZM231 149H232V150H231ZM240 149H241V148H240ZM51 150H53V149L51 148ZM86 150H87V149H85V152H86ZM155 150H156V149H154L153 151H155ZM160 150H161V152H159ZM256 150H257V149H256ZM1 151H0V152H1ZM8 151H12V152H8ZM29 151H28V152H29ZM53 151H54V150H53ZM53 151H52V152H53ZM77 151H79L80 154H82V152H84V151L81 152V150H77ZM171 151H172V152H171ZM178 151L175 152L176 156H177V154H178V156H179V154L182 153V152L179 153ZM191 151H190V152H188V151H187V152H186V151H183V153L181 154V155H183L184 159H186V160L184 161V163H185V164H184V167L187 166V163H186V162H188V161L190 160V158L188 159L187 156H188V153H189V155H190ZM262 151H263V153H264V149H263ZM13 152L16 154V156H14L15 154H11V153H13ZM252 152H253V151H252ZM255 152H256V151H254V153H255ZM32 153H34V152H31V154H32ZM47 153H48V155H47ZM166 153L169 154V157H170V156L172 157V155H171L169 152H166ZM166 153L164 152L165 156H166V155L168 156V154H166ZM185 153H187V155H186ZM29 154H30V152H29ZM50 154L53 155V156H50ZM226 154H227V155H226ZM243 154H245V153H243ZM9 155H10V156H9ZM12 155H13V156H12ZM82 155H84V154H82ZM158 155L156 154V156H158ZM181 155H180V159H181ZM248 155H249V157H248ZM262 155H263V154H262ZM162 156H161V157H162ZM176 156H175V158H176ZM178 156H177V159L179 158ZM7 157H10V158H7ZM12 157H13V159H14V157H15V160H13ZM37 157H38V159H37ZM163 157H164V156H163ZM183 157H182V158H183ZM239 157H240V159H239ZM54 158L57 159V157H54ZM11 159H12V160H11ZM48 159H47V160H48ZM164 159H166V157H164ZM168 159H169V160H168ZM168 159H167V160H168V162H169V161H170V158H168ZM213 159H214V160H213ZM215 159H216L218 162H217ZM234 159H236V160H234ZM34 160H35V161H34ZM43 160H44V161H43ZM51 160H49V162H50ZM54 160H55V159H54ZM160 160H161V159H160ZM223 160H224V159H223ZM230 160H231V161H230ZM233 160H234V162H233ZM237 160H238V161H237ZM14 161L16 162V164L14 163ZM163 161H164V160H163ZM174 161H175V160H174ZM182 161H183V159H181L180 161H179V159H178V165H177V164H176L177 166L175 165L176 167L174 168V170H172V168H171V169H169V170L167 171V169H168L170 166H168V167L165 166V167L167 168V169H165L166 172L168 173V172L170 171V173H171V170H172V171H176L179 167H182L183 165L181 166V164H179V162L182 163ZM5 162H6V164H5ZM20 162H19V164H20ZM27 162H28V163H27ZM160 162L162 163V161H160ZM170 162H171V161H170ZM215 162H216V163H215ZM223 162H225V160H224ZM237 162H238V163H237ZM29 163H30V164H29ZM46 163H48V162H46ZM2 164H0V166H1ZM13 164H14V165H13ZM19 164H18V165H19ZM21 164H22V162H21ZM21 164H20V165H21ZM38 164H39V165H38ZM44 164H45V163H44ZM224 164H226V162H225ZM235 164H233V165H235ZM245 164H244V165H245ZM247 164H249V165H247ZM5 165H6V167H5ZM24 165H23V166H22V165L19 166V167H20V170H19V168H18L17 170L15 169L16 171H18V173H19L18 175H17L16 173H15V175H12V173H14V172H16V171H13V172H11V173L9 172V174H10L11 176L7 175V179H8V177H11V178L14 177V178H15V177H18L19 175L22 176L21 179H24L23 176H24L25 172H27V171H26V167H24ZM165 165H168V164H165ZM170 165H172V164H170ZM179 165H180V166H179ZM220 165H221V163H219L218 166L220 167ZM163 166H164V165H163ZM212 166H213V165H212ZM218 166H217V167H218ZM247 166H248V167H247ZM250 166H251V167H250ZM23 167L25 168V172H24V173L21 172V168H23ZM41 167H42V166H41ZM43 167H44V166H43ZM184 167H183V168H184ZM219 167H218V168H219ZM10 168H9V169H10ZM13 168H14V167H13ZM183 168H182V169L179 168V170L183 171V170H184ZM215 168H216V167H215ZM215 168H213L214 171L211 169V167H210V170H209L210 172L213 171V175L216 174V171H217V169H218V168H217V169H215ZM1 169H2V170H1L0 172L4 171V170H3V167H2ZM7 169H8V168H7ZM9 169H8V171H9ZM175 169H176V170H175ZM11 170H12V168H11ZM11 170H10V171H11ZM22 170H23V169H22ZM163 170H164V169H163ZM179 170H177V171H179ZM206 170H207V172L209 173V176L207 175L208 178L206 177V180H205V175L207 174ZM215 170H216V171H215ZM247 170L245 169V173H244V175L247 173V174L245 175L246 177H248L249 174H251V173L248 174ZM251 170H249V171H251ZM8 171H6L7 174H8ZM23 171H24V170H23ZM79 171H80V170H79ZM79 171H78V173H79ZM177 171H176V172H177ZM20 172H21V173H20ZM179 172H180V171H179ZM251 172H254V170L251 171ZM3 173H4V172H2V174H3ZM22 173H23V174H22ZM28 173H29V172H28ZM78 173H75L76 175H74V178H75L74 181H71L70 179L68 180V181L71 182V183H68V182H67V183H68V184H72V185H69L70 187L73 186L74 183H75V185H77V187L80 188L79 186H81V185H80V183L78 182L79 179H77V178H79V177H78ZM80 173L82 174V172H80ZM170 173H168V175H169ZM65 174H66V173H65ZM256 174H258V173H256ZM256 174L254 173V175H255L254 178H253V176H251V175H250L248 178H246V177L243 176V174H242V175H240V177L243 176L242 178H240V177H236V178H233L234 181H233L232 179L229 180V181L232 182V183L229 185L230 187H229V186H228V187H223L224 189H225V188H227V189L232 188V190H233V189H235V188H239V190H240V187H242V185H243V184H242L243 182H241V180L243 181L245 178H246V180L248 179V180H247L248 183H246L247 186H246V185H245L246 187L244 186V188L242 189L243 193L241 194V196L244 194V198H242V199H244V202H245V200L247 199L246 202H245V204H243V203L240 201V202H241V203H240V204H241V207H242V206L244 207V208H243V211H244L245 207H248L247 203H248L249 201H250V202L248 203L249 205H250V203H254L255 205L257 204V202L255 203V201H254V202L251 201V199L254 200V199H253L254 196L252 197V196L250 195L251 192H252V190H253V188L256 187V186H258V185H255V183H256V182H255V181H256ZM71 175H73V174H71ZM252 175H253V174H252ZM25 176H26V175H25ZM259 176H260V175H257V177H259ZM61 177H64V178L66 179L67 174L63 176V173H62V174H61ZM69 177H70V175H69ZM71 177H72V176H71ZM71 177H70V178H71ZM76 177H77V178H76ZM85 177H86V176H85ZM209 177H211L212 179H214V181H213L211 178H209ZM218 177H219L218 180H222V179H221V176H218ZM2 178H3V177H2ZM11 178H9V180H10ZM14 178H12V180H13ZM192 178H193V179H192ZM237 178H238V179H237ZM259 178H260V177H259ZM261 178H263V177H261ZM261 178H260V179H261ZM15 179H16V178H15ZM80 179H81V178H80ZM82 179H83V178H82ZM82 179H81V180H82ZM207 179H209L210 181L212 180L211 185L209 184L210 182H209V183H208V182H207V183L204 182V180H205V181H209V180H207ZM224 179H225V178H224ZM239 179H241V180H239ZM17 180H18V178H17ZM19 180H20V178H19ZM226 180H227V179H226ZM246 180H244V181H246ZM261 180H262V179H261ZM190 181H189V182H190ZM236 181H238V182H236ZM247 181H246V182H247ZM65 182H66V181H65ZM73 182H74V183H73ZM81 182H83V181H81ZM114 182H115V185H116V182L118 183L119 181H114ZM203 182H204V183H203ZM221 182H223V183L221 184V186H224L225 183H226V185H228V184H227L228 182H226V181H224V180H222ZM112 183H113V182H111L110 184H112ZM215 183H216V182H215ZM229 183H230V182H229ZM237 183H238V184H237ZM244 183H245V182H244ZM10 184H11V185H10ZM10 184L7 185V186H8V189H9V191H8L7 194L11 195L12 200H14V198H13V194H14L16 191H14L13 194H12V193H9L11 190L13 191V190L15 189V188H14V185H12L11 182H10ZM68 184H67V185H68ZM82 184H84V183H82ZM118 184H121V183H118ZM118 184H117V185H118ZM217 184H218V183H216V185L214 184V186L217 187V190H218L219 187H218ZM241 184H242V185H241ZM253 184H254L255 186H252ZM75 185H74V186H75ZM78 185H79V186H78ZM112 185H113V184H112ZM202 185H201V186H202ZM235 185H236V186H237V185H241V186H240V187H236ZM262 185H263V184H262ZM262 185H260L259 187L262 188V187H261ZM7 186H6V187H7ZM9 186H10V187L12 186V187L10 188ZM69 186H68V187H69ZM118 186H120V185H118ZM123 186H124V185H123ZM209 186H210V187H209ZM221 186H220V188H222ZM232 186H234V188H233ZM250 186H252L253 188H251ZM70 187H69V188H70ZM84 187H85V186H84ZM112 187H114V186H112ZM121 187H122V184H121ZM121 187H120V188H121ZM248 187H250V188H248ZM4 188H5V187H4ZM12 188H14V189H12ZM82 188H83V187H82ZM114 188H115V187H114ZM120 188H118V189H120ZM125 188H127V187L125 186L124 188H122V190L125 189ZM220 188H219V191L222 192V190H220ZM223 188H222V189H223ZM75 189H76V188H75ZM83 189H84V188H83ZM118 189H116V190H117L118 194L121 195V194H120L121 192L119 193V191H120L121 189H120V190H118ZM213 189H214V188H213ZM262 189L264 190V185H263V188H262ZM262 189H261L259 192H262ZM5 190H6V189H5ZM81 190H82V189H81ZM122 190H121V191H122ZM126 190H127V189H126ZM210 190H211V189H210ZM232 190H231V191H232ZM237 190H238V189H235L234 192L232 191V193H235V191H237ZM249 190H250L251 192H250ZM124 191H125V190H124ZM169 191H170L171 194L173 193V195L176 194V195H174V196H173V195L171 196V197H173V198L176 197L175 202H174V200H172L171 198H170V199H171L170 201H172L174 204L176 203L177 205L180 204V206H182L181 204H183V206H182V210H181V211H183L184 216H185V215H188L187 213H191V212H192L191 215H193V214H196V215H197L198 213H196V211L199 212V211L201 210V207H200L199 210L197 209V205H198V202H197V201H195L196 205L193 204V205H192L193 208H191V207H192L191 204L194 203V202L191 201V198H190V197H189L190 203H189V200L187 199V200H188V204H186L187 201H185V203H183L184 200H186V199H184V198H181V200H183V201H178V200H177V198L179 199V197H178V192H177L175 189H170ZM169 191H167V197H169V196L171 195V194H169V196H168ZM212 191H213V190H212ZM212 191H210V192H208V193H211ZM219 191H216V190H215V193H214V194H215L216 197L220 196V195H217V193H216V192L219 193ZM223 191H224V190H223ZM229 191H230V190H229ZM5 192H6V191H5ZM19 192H20V191H19ZM19 192L17 191L16 194H15V195H18V198H19V194H18ZM125 192H126V191H125ZM125 192H123L122 194H124ZM213 192H214V191H213ZM263 192H264V191H263ZM206 193H207V192H206ZM237 193H241V192L238 191ZM2 194H3V193H2ZM25 194H26V193H25ZM203 194H204V193H203ZM203 194H201L202 197L207 195V196L205 197L206 200L203 198V200H205V202H206L207 204H208V202H210V201L212 200L211 198L215 197L214 194H211V195H208V194H204V195H203ZM201 195H200V196H201ZM212 195H213V196H212ZM247 195H250V198H249V196H248V198H247V197H246ZM209 196H212V197H209ZM6 197H8V196H7V195H5V197L3 196V199H2V200L5 199V202H6V199H8V200H9V201H8V204H10L11 206H13V205H12L13 202H12V203L10 202V201H12V200H11L10 198H6ZM242 197H243V196H242ZM245 197H246V198H245ZM0 198H1V197H0ZM16 198H17V197H16ZM22 198H23V197H22ZM199 198H200V197H199ZM199 198H198V201H199ZM207 198H208L209 200H207ZM20 199H21V198H20ZM200 199H201V202H204V201H202V198H200ZM210 199H211V200H210ZM214 199H218V198H213V200H214ZM17 200H18V199H17ZM219 200H220V199H219ZM168 201H169V200H168ZM217 201H218V200H217ZM242 201H243V200H242ZM5 202H4V203H5ZM160 202H162V200H160ZM172 202H171V203L169 202V204H168V202H167V204H163V203H165V201L163 200V203H161L162 205H161V204H158V205H161V206H157V209H156L153 213L145 212V211L142 210L141 208L137 207V208H135V210L133 211V214H132L133 217H132V216H129V217H123V218L119 221V223L117 224V228H116V230H118V229L120 230V229H121L120 234H121V233L123 234V231H126L125 233H128V234L126 235V234L124 233V235H122V236H123L125 239L131 237V238H129V239H132V240H129V239H128L130 242H132V243H131V245H132L131 247H133V249H134V248L137 249L136 251H138V250L142 251V249L144 248V246L146 245V248H147V246L150 245L149 243H151V242L153 241L152 239H154L155 237H156V238H157V237H161V238L165 237V234H164V233H161V234H163L164 236H163V235L160 236V234H158V235L155 234V233H157L156 230L158 231L157 228H159V226H161V227H160V228H161V231H163V226H164V230H165L166 226H168V225L170 224V225L168 226V228H167V229H168L167 231H169V230H171L170 228H172V227L174 228V226H176V225H180V224L183 223V222H182V219H183V218L181 219V223H179L180 220L177 219V217L180 218V217H182L183 215H182V216L179 215V216L175 217L176 219L171 218L172 211H173L174 208H175V207H173L174 204H172ZM215 202H216V200H214V203H215ZM219 202H220V201H219ZM221 202H222V201H221ZM19 203H20V201H19ZM206 203H205V204H206ZM216 203H217V202H216ZM222 203H223V202H222ZM8 204H7V202H6V207H4V205H3V206H0V208L4 207V208H2V209H4V211H5L6 213H8V215H10L9 212H8L9 210H6V209H8L7 206L9 207ZM207 204H206V205H207ZM217 204H218V203H217ZM219 204H220V206H218V210L221 209L220 207L224 208L223 210H225L226 207H223V206H226L225 203L223 204V206H222L221 203H219ZM219 204H218V205H219ZM242 204H243V205H242ZM14 205H15V204H14ZM20 205H21V204H20ZM210 205H211V204H210ZM261 205H262V204H261ZM11 206H10V207H11ZM18 206H19V205H18ZM174 206H175V205H174ZM180 206H179V207L177 206V208H175V210H176L175 214H176L177 212H180V211H177V210H180V209H178V208H180ZM187 206H188V208L191 206L190 208H191L192 210H193L194 208H196L197 210L194 209L193 211H191V209H190V208L188 209ZM258 206H260V204H259V205H256L255 207L257 208ZM25 207H26V206H25ZM183 207H186L187 209H186V208H185V209H186L187 211H188V210H189V211H188L187 213H184V211H186V210H185ZM198 207H199V205H198ZM213 207H214V206H213ZM21 208H22V206H21ZM23 208H24V206H23ZM23 208H22V209H23ZM261 208H262L261 206H260V208H259V207L257 208L256 211H259V212H257V213L255 212L254 215H256V217H254L253 215H251L253 220H250V221H252V224H250L249 222H247V221H246L247 219H245V220L242 219L244 222L249 223V225H248L247 223H246L245 225H247V226H249V227H252V229H254V233H253V234H249V233H247V231L245 232L246 229H245V227H244V230H243L242 232L246 233V234H245L246 236L244 235L245 237H243V234H244V233L242 234V232H241V230H242L243 228H242V229L240 228V227L242 226V225L240 226V224H243V223H241V221H240L239 219H238V223H237L236 221H234V222H236L237 224H239V228L237 227V226H238L237 224H235L234 222H232V223H234L235 227H237V229H239V230H236L234 227H233V228L231 227L232 225L229 223V222L231 221V219L228 218V215L226 216V218H225V216H224L223 219H225L226 221L224 220V222L222 223L223 220H222V218H221V216H222V213H221V212H220L221 214L218 213V215H220V216H219V220H218V218H216V216H211V215L209 214V217L211 216V219L213 220V221H212L213 223H215V220H216V219H217L216 223H217V222H220V221H221V223H222V224L220 223V226L222 225V227L219 228V229L217 228V229H218V232H217V230H216V226L218 227V224L215 223L216 225L213 227L212 224H211V222H210L211 219H210V218L208 219V221L210 220L208 223L211 224V227H212V228H215L214 230H213V229H212V230H213V231L216 230V232H213V231H212L213 234H214V233L217 234V235L215 234L214 237H215V238H218V237H216V236H218V234H219V236H220V237L218 238V240L216 241L217 243H215V241H210V242L215 243L214 246H216V245L218 244V241H220V242L224 241V242H225L224 244H226L227 247H225V245L223 246V245L220 244L221 247L223 248V249H221V250H223V253H224V247H225V249H226V252H227L228 250H230V249H231L230 251H232V250H233L232 248H234V247H235V249L237 248L236 250H238V251L241 250V251H242V249L246 246V245H244V244H245V243H246V244L248 243V244L250 245V247H251L252 249H254V251H253L252 249H250V252L252 251L251 253H253V254H254V252H255V255H256V252H258L256 256H258V258H260V260H259V261H260V264H264V237H263V236H264V230L262 229V228H264V225H262V226H263V227L261 228L262 230H261V229H257V228H259V227L257 226V227L255 228L254 226H256V224L258 223V221H257V223H256V221L253 222V221H254V218H257V220L259 219V217H258L259 214H258V213H262V211H264V210H263V209H264V206H263L262 209H261ZM2 209H1V211H2V213H3L4 211H3ZM175 210H174V211H175ZM195 210H196V211H195ZM245 210H246V209H245ZM248 210H251V209H249V207H248ZM213 211H214V210H213ZM219 211H220V210H219ZM227 211H228V210H225V212H227ZM200 212H201V211H200ZM228 212H229V211H228ZM228 212H227V213H228ZM2 213L0 212V214H2ZM213 213L216 214L217 212L215 211V212H213ZM244 213H245V212H244ZM200 214H201V213H200ZM228 214H229V213H228ZM11 215H12V214H11ZM176 215H178V213H177ZM218 215H217V217H218ZM224 215H226V214H224ZM257 215H258V216H257ZM2 216H3V217H6L7 214L5 215V214L3 213ZM174 216H175V215H174ZM197 216H198V215H197ZM0 217H1V216H0ZM9 217H10V216H9ZM9 217H7V218H9ZM222 217H223V216H222ZM170 218L173 220V222H176L175 220H177L179 224H178V223H175L174 225L172 224V226H171V222L168 221V219L170 220ZM227 218H228V219H227ZM156 219H158V220L160 219L161 221L158 222V220L156 221ZM229 219H230V220H229ZM250 219H251V218H250ZM260 219H261V218H260ZM260 219H259V222H260L261 224H264V220H263L264 218L262 217V219H261V220H263V221H261ZM206 220H207V219H206ZM227 220H228L229 222H228ZM248 220H249V219H248ZM255 220H256V219H255ZM167 221H168V223H169V224L167 223L168 225L166 224ZM183 221H184V220H183ZM206 222H207V221H206ZM239 222H240V223H239ZM262 222H263V223H262ZM253 223H254V224H253ZM255 223H256V224H255ZM165 224H166V225H165ZM97 225H98V224H97ZM97 225L95 224V227H96ZM234 225H233V226H234ZM250 225H252V226H250ZM257 225H258V224H257ZM170 226H171V227H170ZM208 226H209V224H208ZM98 227H99V226H98ZM92 228H94V227H92ZM94 229H95V228H94ZM122 229H123V230H122ZM208 229H209V228H208ZM247 229H248V228H247ZM256 229H257V230H256ZM119 230H118V231H119ZM249 230H251V229H248V231H249ZM260 230L263 231V232H261ZM96 231H98V233H102V232H103V229H100V228H99V230L97 229ZM96 231H95V232H96ZM159 231H160V230H159ZM256 231H258L259 234H258ZM116 232H117V231H116ZM163 232H164V231H163ZM249 232L251 233V231H249ZM260 232H261L262 235L260 234ZM210 233H211V231H210ZM256 233H257V235H256ZM151 234H154V235H152V236H155V237L150 236ZM206 234H207V233H206ZM213 234H211V235L213 236ZM125 235H126V236L130 235V236L126 237ZM260 235H261V236H260ZM99 236H100V234H99ZM149 236H150V237H149ZM156 238L154 239V241L156 240ZM212 238H213V237H212ZM220 238H221V239H220ZM244 238H245V239H244ZM150 239H151V240H150ZM149 240H150V241H149ZM205 240H206V239H205ZM211 240H213V239H211ZM214 240H215V239H214ZM146 241H148L149 243L145 244ZM208 241H209V240H208ZM243 241H244V243H243ZM130 242H128V244H130ZM213 243H212V245H213ZM142 244H144V246H142ZM205 244H208V243L205 242ZM208 245H209V244H208ZM210 245H211V243H210ZM210 245H209V246H210ZM212 245H211V246H212ZM220 245L216 246V247H217V250H218L219 252H220V249H218V247H220ZM241 245H244V246H241ZM104 246H106V244H105ZM151 246H152V245H151ZM205 246H206V245H205ZM214 246H213V248H214ZM141 247H142V248H141ZM149 247H150V246H148V248H149ZM238 247H240V248H238ZM140 248H141V249H140ZM210 248H212V247H210ZM227 248H230V249H227ZM241 248H242V249H241ZM248 248H249V247H248V245H247V248L245 247L244 249H245V250H249ZM102 249H104V248H102ZM150 249H151V248H150ZM235 249H234V250H235ZM244 249H243V251H244ZM4 250H5V249L3 248V251H4ZM144 250L146 251L145 248H144ZM148 250H149V249H148ZM204 250H205V251L202 250V251H203V254H204V252H205V254L208 256V255H209L208 248L205 249V247H204ZM210 250H214V251H215L216 249L214 248V249H210ZM134 251H135V250H134ZM243 251H242V252H243ZM6 252H9V250H8V251L6 250ZM142 252H143V251H142ZM232 252H233V251H232ZM9 253H10V252H9ZM9 253H8V254H9ZM144 253H146V252H144ZM155 253H156V250H155ZM207 253H208V254H207ZM211 253H212V252H210V254H211ZM213 253H214V252H213ZM234 253H235V252H234ZM240 253H241V252H240ZM3 254H4L5 258H6V256H7V255H5L6 253L4 252ZM190 254H191V252H190ZM199 254H200V253H199ZM201 254H202V252H201ZM216 254H217V253H216ZM216 254H215V256H216ZM221 254H222V253H221ZM253 254H252V255H253ZM213 255H214V254H213ZM218 255H220V253H218ZM218 255H217V256H218ZM202 256H204V257H201L200 259H201V261L204 262V264H205V262H206V264H208L207 260H209L210 263H211L212 261H214V260H212V259H213V256H212V255H209V258H210V256H212V257H211L210 259H206V260H205V255H202ZM215 256H214V259H215ZM9 257H10V256H9ZM9 257L7 256V258H9ZM199 257H200V255H199ZM253 257H255V256L253 255ZM197 258H198V257H197ZM202 258H203V259H202ZM206 258H207V257H206ZM255 258H256V257H255ZM258 258H256V261H257V262H258ZM187 260H188V259H187ZM191 260H192V259H191ZM198 260H199V258H198ZM215 260H216V259H215ZM251 260L253 261L252 258H251ZM188 261H189V260H188ZM192 262H193V261H191V263H192ZM257 262H255V263H254V262L251 263V261H250V262L248 261L247 264H257ZM80 263H81V262H80ZM82 263H83V262H82ZM85 264H86V263H85ZM201 264H202V263H201ZM211 264H212V263H211Z\"/></svg>", "mask_w": 264, "mask_h": 264}]
</instances>
